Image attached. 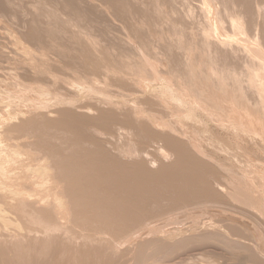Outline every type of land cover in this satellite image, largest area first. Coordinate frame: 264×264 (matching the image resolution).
Listing matches in <instances>:
<instances>
[{"label":"bare ground","instance_id":"obj_1","mask_svg":"<svg viewBox=\"0 0 264 264\" xmlns=\"http://www.w3.org/2000/svg\"><path fill=\"white\" fill-rule=\"evenodd\" d=\"M127 2V4H126V7H127V5H129L130 4V2L128 3V1L129 0H126ZM140 1V0H139ZM152 1V0H151ZM150 1V2H151ZM161 2H163L162 4L161 3H159V4H157L159 1H157L156 2V0H153L152 1V3H150L149 2V0L147 1V2H149L150 4L149 5H153V7L154 6H160V4H161V7H163L162 9H160L161 11L163 10H167V9H169V8H171V7H167V5L166 6H163L164 4H170V3H172L170 0V3L169 2H167L166 0L164 1V0H160ZM204 1V2H203ZM202 2H203V4L205 3H208V1L209 0H206V2H205V0H203ZM219 1H221V0H219ZM225 1H228V0H225ZM231 1V0H230ZM239 1V0H238ZM237 1V2H238ZM258 1H260V0H258ZM262 1V0H261ZM118 1H116L115 2V4L117 3ZM121 4H123V1H119ZM125 2V1H124ZM133 2L135 3H133L134 5H135V7H136V5H138L137 3V0H133ZM154 2L156 3V5L154 4ZM164 2H166V3H164ZM178 2V1H177ZM185 2V4H186V1H184ZM213 2V1H212ZM223 2V1H222ZM222 2H220V4L222 3ZM234 2V1H233ZM232 2V3H233ZM256 2V1H255ZM114 3V2H113ZM119 3V4H120ZM140 3V2H139ZM141 3L143 4H141L142 6H145V4H146V1L145 0H143V2L141 1ZM173 3L175 4V1L173 0ZM180 3V2H179ZM181 3H183V1L181 0ZM180 3V4H181ZM214 3V2H213ZM231 3V2H230ZM236 3V2H235ZM242 3H244V2H242ZM254 3V2H253ZM259 3H262L261 5L259 4V6H260V8H262V10L264 9V2L262 1V2H259ZM131 4H132V2H131ZM132 4V5H133ZM178 4V3H177ZM219 4V3H218ZM217 4V5H218ZM219 4V5H220ZM234 4V3H233ZM245 4V3H244ZM249 4V3H248ZM255 4V3H254ZM256 4H257V2H256ZM116 5H118V4H116ZM115 5V7H117ZM134 5L133 6H131V8L130 7H127V10L129 11L130 9H132L133 11L135 10V7H134ZM140 5V6H141ZM147 5H148V3H147ZM146 5V6H147ZM151 5V6H152ZM182 5V4H181ZM181 5H179V9H182V8H184L183 7V5H182V8H180V6ZM188 5V4H187ZM223 5H224V3H223ZM227 5V4H226ZM234 5H236V4H234ZM239 5H241V4H239ZM253 5V4H252ZM258 5V4H257ZM257 5H256V7H257ZM263 5V6H262ZM123 6H125L124 4H123ZM130 6V5H129ZM139 6V5H138ZM141 6V7H142ZM145 6V7H146ZM177 6V5H176ZM186 6V5H185ZM207 6V5H206ZM208 6H212L211 5V3H209L208 4ZM214 6V5H213ZM213 6H212V8H213ZM220 6H222V5H220ZM219 6V7H220ZM230 6V5H229ZM238 6V5H237ZM122 7V6H121ZM132 7H134V9L132 8ZM140 7V8H141ZM148 7V6H147ZM146 7V8H147ZM164 7L166 8V9H164ZM173 7V6H172ZM227 7V6H226ZM234 7H236V6H234ZM240 8L241 7H243V6H239ZM245 7V6H244ZM243 7V8H244ZM255 7V10L254 11H256V9L258 10L259 9V7L258 8H256ZM128 8H130V9H128ZM143 9H141V10H146V8H144V7H142ZM149 8V7H148ZM160 8V7H159ZM159 8H153V9H159ZM174 8H175V5H174ZM207 8H209L210 9V7H207ZM210 9L211 11H213V9ZM221 8V7H220ZM224 8H225V6H224ZM239 8V10H238V7H237V9L236 8H233V9H236V10H233V11H231L230 12V14L228 15V13L227 12H229V11H226L227 9H223V11H226L225 13H227V14H223L224 12H222V9H221V11L219 12L218 10L216 11V13L218 12L219 14L222 12V14H216V13H214V14H216L215 16L213 15V12H209L210 13V16H209V24H207V22H206V24L204 25V22H203V29L201 30L198 26V28L196 27V28H194V29H196L197 30V32H199V31H202V35H199V34H197V32L195 33V31L192 33V34H194L195 33V35L197 34L198 35V37H196V38H198L199 39V36L201 37V39H202V42H201V46L199 47H197L198 49L199 48H201V50L200 51H202V54L203 55H197L196 56V58H195V54H193V52H194V49H192V48H190V50H183V49H180V52H181V50H183L184 52H181V54L182 53H184V54H186V55H184V54H182V55H184L185 57H187V61L185 62L184 60H185V57L183 58L182 57V55H180L179 54V52H178V50H176L177 52H178V54L180 55H178L177 54V52H175L173 49H172V47H170L171 46V44H170V42L172 43V41H171V37L170 36H168V32L167 33H165L167 30V28H164L165 29V32H164V29L162 28L163 27V25H162V27H161V25H160V27H156V28H161L162 30H163V33H161V34H156V36L158 35V37H161L162 38V40L164 39V35H166V37L168 36V37H170V38H168V40H165L166 42L168 41L169 42V44L170 45H168L171 49L169 50L170 52H171V50L172 51H174L177 55H178V57L176 56V54H175V56L173 57V53L171 52V57H169L170 55L168 54V53H170L168 50H166L165 49V52L167 51L168 53H167V55H169L168 57H167V55H166V53H164V51H163V47L161 48L162 49V51L161 50H159V52L161 51L162 52V55L163 54H165L166 55V58H170V59H172L173 58V60L177 63V60H175L174 58L176 57V58H180L181 60H183L184 62V64H183V67L184 68H182V66H181V64H182V61H180V60H178V61H180L181 62V64H180V62H178L179 64H180V66H181V70H182V72H180L179 70L180 69H176V70H178L179 72L178 73H172V72H175V66H171V64H169V60L168 59H163V57L165 58V56L163 55V56H161V54H160V56L159 57H162V59L165 61H162V59L160 60L159 58H157L158 56V54H157V52L155 53V55H156V57H155V55H154V51H153V49L155 50L157 47L156 46H158L160 43H159V38L157 39V41H156V36H154L155 34H154V32H155V30L156 29H154L155 28V26L157 25V24H159V23H157V21L156 22H154L153 20L155 19V12L153 11V13H152V15H153V17H154V19L153 18H151L152 17V15L151 16H149V18L147 17L148 16V13H149V11L152 9H148L149 11H145V15H144V11H142V15L145 17L146 15V17L148 18V20H150V19H153L151 22L150 21H148L149 23H151V24H153L154 25V23L156 24L154 27L152 26V28L150 27V25H149V30H152L153 31V29H154V32H153V34H151V32L152 31H150V34L151 35H153L151 38H154L155 39V42H158V44L157 43H155V45H154V47L155 48H148V49H150V51H151V49H152V55H154V56H151V55H149L150 54V51L148 50V49H146V50H148V52L146 51V52H144L143 50V48H146L147 46H150V45H152L151 43H150V45H148L147 44V40H150V37L149 36H144L145 38H144V40L147 38V40H145L146 41V45L143 43V42H141V41H139L140 39H137V38H139L138 36H133V37H135L134 39L137 41V42H139V45H141L140 47H141V49L137 46V44H136V46H137V48H139L138 50H136V52H137V57L136 58H138L137 60V62H136V60H133V61H135V62H133L132 61V59H131V56L133 55V54H131V53H133L132 52V50H131V48L129 49L128 48V45H126V44H128L129 42H127V43H124L123 44V42H122V45L121 44H119L118 43V41H117V43L119 44V46L120 47H124L123 49H126V50H130V51H127V53H129V52H131L129 55L127 54V58H126V55H125V57H124V55H122L123 57H121V58H124L123 60L122 59H120L119 61H121L120 63H119V61H117V63H119V64H121L122 63V65H120V66H123L124 67V65H123V61H126V60H128L126 63H128L125 67H127L128 66V68H126V69H128V72L129 73H127L126 71V69H125V71L124 70H121V69H119V70H121V72H126L127 74V76L125 75V73L123 74V73H121L122 75H124V79H127V80H125L124 82H121V83H117V84H115V85H121V88H122V86H125L126 84H128L129 82V84H128V86L130 87L129 89H127V88H124L123 87V89H127V90H124V91H126V92H124L123 91V89H122V93H119V92H121V91H118L117 90V87L115 86V88H116V90H115V88L113 89V90H115L116 91V93L118 94L117 96H116V94L114 93V92H112V94L111 95H113V93H114V95H115V97H114V95L112 96V97H114V98H116V97H119V99H121V101H118V103H119V105L118 104H116V105H118V106H121L120 104H122V103H126V102H129V101H131V100H133L134 101V99H136L135 97H132V96H136L137 94H140V95H146L147 94V96L150 98H146L147 99V101H146V99L144 100V104L146 103V105H147V109L146 110H144L143 111V109H145V108H143V107H145V106H142L141 105V101H140V103L139 102H136L135 104H137V105H135V104H133V105H135V106H133V108L134 107H138V105H139V107H140V105L142 106V107H140V113L141 114H139V115H135V114H133L134 112H135V109H134V111H133V113H130V111H127V112H129L130 113V115H132L133 117H135L134 118V120H135V122H138V120H139V122H140V120H141V123H135L134 121H131V119L130 118H132V117H129L128 116V118H129V121H128V123H126V125H124L123 127H127V129H124L123 127H117V129H116V126L114 125V122H117V120H115V121H113V122H111V124H113L114 126H115V128H114V126H113V129H116L115 131H117L116 132V138H118L119 136H122L123 138H124V136H125V140H127V144L126 143H124V145H121V143L119 144L118 142H116V144L118 143L120 146H122L121 147V149L120 150H118V146H116V144H115V146H116V149L118 150V153L119 154H121L120 156L121 157H119L118 156V153H117V157L120 159V158H122L123 157V159L125 158V159H127V161L129 160V158H131V161L129 160V162H133L132 161V159H136V158H141V159H148V160H144V161H148V165L149 164H151L152 166H153V164H154V166H155V164L157 165V164H160V163H162V162H164V163H167V161L166 160H171L170 158L171 157H174L175 158V162H172V163H174L173 164V166H162V165H159V166H161L162 168L161 169H157L158 171H160L161 170V172L162 173H164V175H162L163 177H160V179H158L157 177H155V178H157V182H158V184H156L157 186L159 185V183L162 181V184L163 183H166L167 184V186L170 188V191L172 192V190L173 191H176V192H178V191H188L189 189H190V191L191 190H193V188H194V185L196 186V187H198V189L199 190H201L200 191V193L201 194H203V196H206V198L209 200H211V201H213V202H211V201H207V202H204V203H202V202H200V201H202V200H197V202H200L197 206H189V204H188V211L190 210V208L191 207H194L195 209H191V211L192 210H195V211H197L198 210V208L199 209H201L202 208V210L204 209V207H206V206H202L201 205V203L203 204V205H207V203H208V205H209V203H212L213 205L214 204H216L217 203V205H218V207H219V203H218V201H216L215 199H217L218 198V200L220 199V198H222V200L223 199H225V200H227L226 202H228L229 203V205H231L232 207H229V206H227V208L228 209H230V210H228L227 208H224V207H226V206H224V204L225 205H228V204H226V203H222V205L224 206H222V205H220V207H219V213H216L217 215L219 214V215H222V216H224L226 213H230V212H227V210L228 211H231V209L233 208V211L235 212V210H236V208H241V209H245V210H247V212L249 213L250 212V214L252 215V216H254L255 217V215H256V217L257 216H259V221L262 223V220H260V218H262V219H264V49H261L260 47H259V43H261L262 44V46L264 47V45H263V43H264V40H263V38H264V33H263V35H261V36H263V38H261L260 37V31H261V29H259V26L260 25H257L256 24V22L259 20V21H261V19H262V16H264V15H262V13H260L259 12V10L260 11H262L261 9H259L258 10V12H257V14L252 10V9H249V11H247L248 13L246 14V10L248 9H246L245 11H244V9H240ZM250 8H252V6H250ZM65 9V8H64ZM126 9V8H125ZM137 7H136V11H137ZM172 9V8H171ZM175 9H178V6H177V8H175ZM174 9V10H175ZM186 9V12H188L189 11V8L187 9V8H185ZM185 9H183L184 11H185ZM65 10H67V9H65ZM80 10H82V9H80ZM131 10V11H132ZM140 9H138V11H139ZM140 10V11H141ZM160 10H157V11H160ZM170 10V9H169ZM182 10V13H184V11ZM188 10V11H187ZM128 11H126L125 12V15L126 14H128L129 15V13H131L130 11H129V13H128ZM137 12L138 14H137V16H136V18L137 19H139L140 20V17L143 19L144 17H142L141 15H140V13L141 12ZM156 11V10H155ZM157 11H156V13H157ZM179 11V10H178ZM253 11V12H252ZM77 12V11H76ZM78 12H83V10L82 11H78ZM151 12H152V10H151ZM151 12L149 13V14H151ZM166 12V11H165ZM168 12V11H167ZM167 12H166V14H167ZM170 12H173V9L172 10H170L168 13L169 14H172V13H170ZM174 12H177V10L176 11H174ZM173 12V13H174ZM51 13H52V11H51ZM159 13V14H158ZM157 13V15H159V16H161L162 14V12L160 13V12H158ZM180 13H181V11H180ZM180 13H177L178 15L180 14ZM182 13L180 14L181 16H182ZM209 13H208V15H209ZM258 13H260L261 15H259V19H257V17L258 16H256V15H258ZM124 14V13H123ZM132 14H133V12H132ZM132 14H130V15H132ZM136 13H134L133 15H135ZM161 14V15H160ZM164 14V13H163ZM169 14H168V19L169 20H173V21H177V19H175V18H177V17H173L172 16V18H171V16L169 17ZM175 14V13H174ZM176 14V15H177ZM184 14H186V13H184ZM256 14V15H255ZM263 14H264V12H263ZM49 15H50V12H49ZM53 15H54V18H53V20L51 19L50 21H45V22H43L42 20H41V22L40 23H46L47 24V22H52V24L51 23H49L48 25H46V27L47 26H52L53 24L55 25V21L57 20L58 21V19H62L63 17L65 18V16H63V17H61L60 15V17L57 19V17H55V12H53ZM53 15L51 16V17H53ZM129 15V16H130ZM139 15H140V17H139ZM165 15V14H164ZM173 15V14H172ZM187 15V14H186ZM185 15V16H186ZM207 15V16H208ZM218 15H219V17H218ZM226 15H228V16H226ZM57 16V15H56ZM159 16H157V18L159 17ZM184 16V17H185ZM67 17V16H66ZM132 18H134L133 16H131ZM139 17V18H138ZM146 17L144 18V19H146ZM163 17V16H162ZM166 16H164V18L163 19H166L165 18ZM184 17H181V22H176L177 23V26L179 27L180 26V24L179 23H181L182 24V20L183 21H185L186 19L184 18ZM187 17V19L189 20V17H188V15L186 16ZM226 17V18H225ZM256 17V18H255ZM56 18V19H55ZM64 18H63V20H64ZM128 18H130V17H128ZM127 18V16H126V18H125V20H129ZM131 18V24H132V22H136V21H134V19H132ZM135 18V19H136ZM156 18V19H157ZM171 18V19H170ZM174 18V19H173ZM180 18V17H179ZM183 18V19H182ZM217 18H219V20H217ZM54 19H55V21H54ZM61 19L58 21V23L57 24H60L59 22L61 21ZM66 19V18H65ZM68 19V21H64V22H66V23H68L69 25L72 23V22H74V24H76V22L73 20H71V19H69V18H67ZM66 19V20H67ZM123 19V18H122ZM122 19H120V21H122ZM143 19V20H144ZM159 19V18H158ZM157 19V20H158ZM162 18H160L159 19V21H160V23L163 21V20H161ZM185 19V20H184ZM207 19H208V17H207ZM226 19H229L228 21H226ZM257 19V20H256ZM119 19H117V21H118ZM125 20L124 21H122L123 23L125 22ZM133 20V21H132ZM138 20V21H139ZM169 20L167 21V22H165V20L163 21V22H165V27H167L166 26V24L169 22ZM188 20H186L187 22L184 24L185 26V28L187 29V27L189 26L188 24H189V21ZM256 20V21H255ZM120 21H118L119 23H121ZM145 21H147V20H145ZM145 21H143V22H141V23H145ZM158 21V22H159ZM170 21V22H171ZM172 21V22H173ZM178 21H179V19H178ZM245 21V22H244ZM259 21H258V23H259ZM263 21H264V19H262V24H263ZM63 22V21H62ZM128 22H130V21H128ZM162 22V24H164ZM191 22V21H190ZM34 23H35V21H34ZM32 24L33 25V27H35L34 25H36V23L35 24ZM126 23V22H125ZM124 23V24H125ZM138 23H140V22H138ZM137 23V26L139 25ZM140 23V24H141ZM188 23V24H187ZM243 23H246V24H243ZM1 24V23H0ZM6 24V23H5ZM127 24V23H126ZM136 24V23H135ZM170 23H168V25H169ZM173 24H175V23H173ZM179 24V25H178ZM187 24V25H186ZM199 25L201 24V23H198ZM260 24V23H259ZM41 25H43V24H41ZM45 25H43L44 27H45ZM53 25V26H54ZM62 25L64 26L63 28H65V24H63L62 23ZM67 26V24H66V26L68 27V30H67V34L66 35H68V36H70V38L69 37H67L66 38V36L64 35L63 36V34L62 33H60V34H58V32H59V30H57L58 28L59 29H62V27H60L61 26V24H60V26L59 27H55V29L57 30V32H55L54 30H53V28L51 27V30L53 31V33H57L58 34V36L60 35V37L62 36V38H61V40H60V37H55V38H58L57 39V41L58 40H60V41H58V43L59 42H63V37H65V39L67 40V42L69 43V44H67V45H71L72 43L71 42H73L74 40H75V37L76 38H79V34L82 32V30L84 29H88V28H83V27H80V28H82L80 31V33H78V31H77V35L76 34H70L69 32H71V28H73V27H70V26ZM130 25V24H129ZM142 25L143 24H141V27H142ZM197 25V24H196ZM246 25V26H245ZM38 26V25H37ZM72 26V25H71ZM127 27H128V25H126ZM135 26V25H134ZM170 26H172L173 28H175V29H178L177 28V26L175 27V26H173V25H170ZM181 26H183V24L181 25ZM187 26V27H186ZM242 26L246 29V31H247V34L248 35H245V34H243L242 33V31H241V29H242ZM3 27V26H2ZM32 27V26H31ZM39 27H42V26H40V24H39ZM44 27H42V29L41 28H39L40 30H41V33H40V30H36V31H31V32H37V33H35V34H28V35H30V36H32L33 38H34V40L36 39V41H37V43L39 44L40 43V41L41 42H44V40L42 41L40 38L44 35V33L46 34V32H47V30H48V33L50 34V32H51V30H50V32H49V27H47L46 29L44 28ZM69 27H70V29H69ZM76 28H77V26H75ZM130 27V26H129ZM128 27V28H129ZM136 27V26H135ZM145 27H146V25H145ZM183 27V28H184ZM263 27V26H262ZM43 28L46 30V32L43 30ZM126 28V27H125ZM139 28H140V25H139ZM171 27H168V31H174L173 33L171 32V34H173L174 35V33L176 32L175 31V29L174 30H172V29H170ZM182 27H180V29H181ZM181 29V30H184V33H185V31L186 32H189V30L187 31L186 29ZM190 28L192 29V27H191V25H190ZM190 28H188V29H190ZM5 29V28H4ZM77 29H79V28H77ZM131 28H129L128 30H130ZM133 29V28H132ZM131 29V30H132ZM137 29H138V27H137ZM136 29V30H137ZM143 29H144V26H143ZM170 29V30H169ZM180 29H178L179 31H180ZM193 29V30H194ZM200 29V30H199ZM31 30H32V28H31ZM66 30V28L65 29H63V31L62 30H60V31H62V32H64ZM70 30V31H69ZM73 30V29H72ZM76 30V29H75ZM74 30V31H75ZM89 30H91V29H89ZM126 30V31H125ZM124 31L126 32V34H127V28L125 29ZM134 30V29H133ZM140 30V29H139ZM138 30V31H139ZM142 30V29H141ZM141 30L139 31L140 32V34H144L145 35V31L146 30H148V23H147V29H144V31H142V33H141ZM148 30V31H149ZM160 30V29H159ZM158 30V31H159ZM161 30V31H162ZM178 30H177V32H178ZM39 31V32H38ZM44 33H43V32ZM95 31V29L93 30V32ZM158 31H156V32H158ZM263 31V30H262ZM261 31V32H262ZM66 32V31H65ZM83 32H86V34L88 35V33H89V31L87 30V31H83ZM88 32V33H87ZM91 32H92V30H91ZM123 31H121L120 33H122ZM125 32H123L122 34H124ZM129 32H132V31H129ZM128 32V33H129ZM147 32V31H146ZM177 32H176V34H177ZM191 32V31H190ZM39 33V34H38ZM46 34L47 36H50L49 34ZM52 33V32H51ZM69 33V34H68ZM75 33V32H74ZM132 33H135L136 34V32L135 31H133ZM132 33H129V35H130V37H131V34ZM138 33V32H137ZM148 33V32H147ZM146 33V34H147ZM179 33V32H178ZM184 33H182V32H180L178 35L180 36L181 34L183 35ZM200 34H201V32H199ZM41 34H42V36H41ZM57 34H52L53 36L55 35H57ZM83 34V33H82ZM82 34H81V38L80 39H82ZM86 34L84 33V36H86ZM92 34V37H96V36H93L94 34L93 33H91ZM96 34V33H95ZM139 34V35H140ZM162 34H163V36H162ZM176 34H175V36H176ZM188 34V33H187ZM187 34H185V37H186V35ZM192 34L190 35V34H188L190 37H191V42L190 43H192L193 41H195L193 38H192ZM262 34V33H261ZM41 37H40V36ZM45 35V36H46ZM121 35V34H120ZM120 35H119V37H120ZM129 35H128V37H129ZM132 35H134V34H132ZM169 35H170V33H169ZM173 35H171L172 37H173ZM177 35V36H178ZM188 35H187V37H188ZM195 35L193 36L194 38H195ZM46 36V37H47ZM78 36V37H77ZM83 36V37H84ZM88 36H90V35H88ZM101 36V35H100ZM122 36H125V35H122ZM121 36V37H122ZM142 36V35H141ZM140 36V37H141ZM174 36V37H175ZM178 36V37H179ZM21 37V36H20ZM29 37V36H28ZM26 37V39H29V41H33V38L30 40V38L31 37ZM46 37L44 38L45 40H47L46 39ZM73 37H74V40H73ZM92 37H90V39L92 38ZM127 37V39H129V40H126V41H131V38L129 37L128 38ZM173 37V38H174ZM182 37H184V36H182ZM182 37H180L181 39H185V37L184 38H182ZM186 37V38H187ZM190 37H189V39H190ZM38 38H39V40H38ZM47 38H49V37H47ZM87 38V37H86ZM97 39H98V37H96ZM96 38H94L95 40H96ZM123 38H125V37H123ZM142 38V37H141ZM161 38H160V40H161ZM176 39H177V37H175ZM26 40L25 39V37L24 38H22L21 37V40ZM43 39V38H42ZM63 39V40H62ZM70 39V40H69ZM80 39H78L79 41H80ZM84 39V38H83ZM83 39H82V41H83ZM89 39V37L87 38V40ZM94 39H91L90 41L92 42V40H94ZM103 39V38H102ZM119 39V38H118ZM120 39H122V38H120ZM154 39H153V41L152 42H154ZM170 39V40H169ZM176 39H173V40H176ZM179 39V38H178ZM192 39H193V41H192ZM197 39V40H198ZM201 39L199 40V41H201ZM14 40H15V38H14ZM16 40H17V38H16ZM15 40V41H16ZM50 40H51V37H50ZM73 40V41H72ZM77 40V39H76ZM123 40V39H122ZM122 40H119V42L120 41H122ZM125 40V39H124ZM142 40V39H141ZM144 40H142V41H144ZM180 40V39H179ZM18 41V40H17ZM29 41L27 42V43H29ZM48 41V40H47ZM52 41V40H51ZM51 41H49V43L51 44V43H53V42H51ZM81 41V42H82ZM86 41V40H85ZM85 41H83L82 43H85ZM89 41V42H90ZM98 41V40H97ZM96 41V42H97ZM151 41V40H150ZM165 41H163V42H161V45H162V43L163 44H165L166 42ZM177 41V40H176ZM199 41H197L196 43H197V45L199 44L200 45V42ZM21 41H19V43H20ZM22 42H24V41H22ZM21 42V43H22ZM66 42V43H67ZM87 42V41H86ZM91 42H90V44H91ZM95 42V41H94ZM95 42V43H96ZM105 42H107V41H105ZM104 42V43H105ZM140 42H141V44H140ZM165 42V43H164ZM175 41H173V43H174ZM20 43V44H21ZM45 43V42H44ZM93 43V42H92ZM100 43H102L101 41H98V45H101ZM103 43V44H104ZM108 43V42H107ZM106 43V44H107ZM116 43V44H117ZM121 43V42H120ZM149 43V42H148ZM196 43H192V45H190V46H193V47H195V44ZM233 43H235V44H233ZM24 44V43H23ZM34 44H36V43H34ZM43 43H41V44H39V45H41V50H42V48H44L45 49V45H46V43H45V45H42ZM62 44H64V46L66 45L65 44V42L64 43H62ZM74 44H77L76 46H78V43L77 42H73V44L71 45V46H69V48L71 47L72 48V46L74 45ZM80 44V43H79ZM86 44V43H85ZM84 44V45H85ZM88 44V43H87ZM97 44V43H96ZM117 44V45H118ZM145 45L146 47H142V45ZM157 44V45H156ZM166 44H168V43H166ZM176 44H177V42L176 43H174V44H172L173 46L175 45L176 46ZM194 44V45H193ZM29 45H31V43L30 44H28V46ZM39 45H36V46H38L39 47ZM59 45V44H58ZM105 45V44H104ZM117 45H116V48H118L117 47ZM124 45H126V47L127 48H125V46ZM143 45V46H144ZM196 45V46H197ZM21 46H22V44H21ZM24 46V45H23ZM27 46V47H28ZM35 46V47H36ZM43 46V47H42ZM52 46H54V44L52 45ZM52 46H49V47H51V50L49 49V51L50 52H52L51 53V55L52 54H57V52H58V50H57V52H56V49L57 48H55L54 49V47H52ZM88 46V45H87ZM87 46H85L86 48H87ZM102 47H103V45H101ZM101 46H99V47H101ZM108 46V45H107ZM163 46V45H162ZM167 46V45H166ZM167 46V48L169 49V47ZM24 47H26V46H24ZM26 47V49L28 50V49H30V48H27ZM34 46H32V48H35ZM38 47L36 48L37 50H38ZM49 47H47V45H46V48L48 49ZM59 47H61V44H60V46ZM67 46H65V48H63L64 50L66 49V53L67 52H70V49H69V51H67L68 49L66 48ZM75 47V46H74ZM83 47V45L81 44V48ZM98 47V46H96V45H94L93 46V50H95L94 52H95V55H96V53H97V51H96V48ZM109 48H111V47H113V46H108ZM107 47V48H108ZM114 47H115V45H114ZM131 47V46H130ZM159 47H161V46H158V48ZM165 47V46H164ZM177 47V46H176ZM175 47V49H177ZM54 49V53H53V49ZM79 48H80V45H79ZM81 48H80V50H81ZM91 48V47H90ZM105 48V49H104ZM104 48H102L104 51L107 49L106 47H104ZM157 48V49H158ZM188 48V49H189ZM196 48V47H195ZM36 49H34L35 51H37ZM47 49H45V51L47 50ZM61 50H63L62 48H60ZM77 49H78V47H77ZM88 49V48H87ZM92 49V48H91ZM99 49V48H98ZM97 49V50H98ZM112 49V51L113 52H115L114 51V49L113 48H111ZM119 50H117V52H115V54L113 53V55H115L116 57L118 56H120L122 53H125V50H123L122 48V50H121V52H119L120 53V55L118 54V51H120V48H118ZM157 49L155 50V51H157ZM31 50V49H30ZM39 50H40V48H39ZM40 50V51H41ZM73 50H75V49H73ZM80 50H79V53H80ZM83 50V49H82ZM81 50V52H83L84 50L86 51V49L84 48V50L82 51ZM93 50H91V52H90V49H89V52L92 54V51ZM109 51H111L110 49H108ZM192 50H193V52H192ZM44 51V50H43ZM48 51V50H47ZM48 51V52H49ZM60 51V50H59ZM104 51H99V52H104ZM189 51H191V52H189ZM199 51V52H200ZM16 52H18V51H16ZM23 52V51H22ZM22 52H20V53H22ZM30 51H28V53H29ZM49 52V53H50ZM64 51H62V53L60 54V55H62V54H64L63 56H62V59H64V58H66V57H64L65 56V53ZM71 57H72V54H73V51L71 50ZM78 52V51H77ZM106 52V51H105ZM108 52V51H107ZM105 53V55H109V53ZM189 52V53H188ZM195 52H196V50H195ZM19 53V52H18ZM17 53V54H18ZM27 53V51H26V53L24 52L23 53V55L24 54H28ZM32 53H33V51H32ZM36 53V52H35ZM75 53H76V51H75ZM78 53V54H79ZM84 53V52H83ZM88 53V52H87ZM116 53H117V55H116ZM149 53V54H148ZM197 54H198V50H197V52H196ZM201 53V52H200ZM199 53V54H200ZM11 54V53H10ZM13 54V53H12ZM17 54H14L15 56L17 55ZM45 54V53H44ZM46 54H48V53H46ZM45 54V55H46ZM55 54L53 55V58H54V56H55ZM77 54V53H76ZM77 54V55H78ZM86 54V53H85ZM99 55H100V53H98ZM188 54V55H187ZM13 55V56H14ZM23 55H20V57H22ZM29 55V54H28ZM32 55V54H31ZM30 55V56H31ZM33 55H34V53H33ZM49 55V54H48ZM70 55H66L67 57L69 56L70 57ZM79 55H81V54H79ZM88 55H90L89 53H88ZM87 55V56H88ZM99 55H97L96 56V59H97V57L99 56ZM104 55V54H103ZM102 55V56H103ZM110 55H112V53L110 54ZM25 56V55H24ZM29 56V57H30ZM41 56V55H40ZM74 56H75V54H74ZM81 56H83V55H81ZM80 56V57H81ZM102 56H99V58H101ZM129 56H130V60L132 61V62H129ZM133 56H136V53H134V55ZM26 57H28V56H26ZM34 57V56H33ZM39 57V56H38ZM37 57V58H38ZM43 59H44V57L43 56H41ZM52 57V56H51ZM50 56L49 57H47V59H49V58H51ZM68 57V58H69ZM78 57V56H77ZM94 54L92 55V58L94 59ZM109 57H111V58H113L112 56H108V59H109ZM116 58V60H118L119 58ZM14 58V57H13ZM17 58H18V56H17ZM30 58H32V57H30ZM29 58V59H30ZM46 58V57H45ZM57 58V57H56ZM59 58V57H58ZM92 58H90V59H92ZM103 59H104V56L102 57ZM106 58V60H107V57H105ZM28 59V60H29ZM33 59V58H32ZM34 59L36 60V56L34 57ZM33 59V63H35L34 60ZM41 59V58H40ZM40 59H37V60H39V61H41ZM52 59V58H51ZM55 59V58H54ZM61 58H59V60H60ZM61 59V61H64V60H62ZM80 58H78L77 60L80 62V60H82L83 59V57L79 60ZM85 59V58H84ZM87 59H88V57L86 58V60H83V61H87ZM96 59H94V60H96ZM103 59H102V61L101 62H99V63H103ZM126 59V60H125ZM134 59H135V57H134ZM17 60H19V59H17ZM26 59H24V61H25ZM58 60V59H57ZM59 60H58V62H59ZM68 60H71V59H68ZM74 60H76V59H74ZM89 60V59H88ZM98 60V59H97ZM96 60V61H97ZM111 60V59H110ZM168 62H167V61ZM20 61V60H19ZM38 61V62H39ZM43 61V60H42ZM82 61V62H83ZM90 61V60H89ZM99 61H100V59H99ZM114 61L115 60H113V65H115L114 64ZM17 62V61H16ZM28 62H30V60L28 61ZM31 62V63H32ZM37 62V61H36ZM47 61L45 60V63H46ZM49 62V61H48ZM47 62V63H48ZM56 60H55V62L53 61V62H50V63H58ZM65 62H67V59L65 60ZM69 62V61H68ZM70 62H74V63H76V61H73V59H72V61H70ZM92 62V61H91ZM95 62V61H94ZM98 62V61H97ZM109 62V61H108ZM111 62H112V60H111ZM110 62V63H111ZM171 62V61H170ZM32 63V64H33ZM44 63V62H43ZM64 62H62V64H63ZM74 63H72V64H74ZM87 63V62H86ZM98 63V64H99ZM105 63H107L106 61H105ZM115 63H116V61H115ZM116 63V67H119V65ZM134 64L135 63V67H134V69H132L131 70V68L133 67V65L132 64ZM173 65H176V63L174 64L173 62H171ZM19 63H17V65H18ZM29 64V63H28ZM52 64H51V66H52ZM62 64H60V66L62 65ZM66 64V63H65ZM79 64V63H78ZM77 64V65H78ZM84 64V63H83ZM90 64V63H89ZM94 64H96V62L94 63ZM98 64H96V65H98ZM125 64V63H124ZM129 64H130V70H129ZM15 65V64H14ZM23 65V64H22ZM27 65V64H26ZM26 65H24L25 67H23L24 69H26ZM33 65H36V64H33ZM41 65V64H40ZM46 65V64H45ZM48 65V64H47ZM59 64H57V66H58ZM67 65H68V63H67ZM81 64H79V66H80ZM85 65V64H84ZM92 65V64H91ZM108 65V64H107ZM112 65V64H111ZM118 65V66H117ZM131 65H132V67H131ZM12 66V65H11ZM16 66V65H15ZM30 67H32L31 65H29ZM49 66V65H48ZM54 66V65H53ZM60 66H58L59 68H62V66L60 67ZM71 66V65H70ZM69 66V68H71ZM72 66H74V65H72ZM76 66V65H75ZM98 66H100V65H98ZM103 66V65H102ZM168 66H171L172 68H169ZM177 66H178V64H177ZM1 67H3V65L1 64ZM19 67H20V65H19ZM22 67V66H21ZM28 67V66H27ZM30 67H28L29 69H30ZM34 67V66H33ZM43 67H44V65H43ZM46 67V66H45ZM44 67V68H45ZM55 67V66H54ZM67 66L66 65H64V68H66ZM85 67H87V64H86V66ZM122 67V68H123ZM175 67V68H174ZM179 67V66H178ZM11 68V67H10ZM13 68V67H12ZM15 68H17V67H15ZM41 68H42V66H41ZM40 67H39V69H41ZM50 68H52V67H50ZM56 68V67H55ZM64 68H63V71H64ZM82 68H83V65H82ZM88 68V67H87ZM99 68V67H98ZM103 68H104V70H106V71H108L110 74L111 73H113L112 75H114L115 73H117V70H114L113 71V68H112V71L111 70H108L109 68H110V66L109 67H106L105 65L103 66ZM121 68V67H120ZM6 69V68H5ZM4 69V70H5ZM18 69H20V68H18ZM37 69V68H36ZM47 69V68H46ZM45 69V70H46ZM53 69V68H52ZM77 70H78V67L76 68ZM76 69H73V70H76ZM79 69H81V68H79ZM83 69H85V68H83ZM96 69V68H95ZM171 69H173L174 71H172V72H168V70L169 71H171ZM3 70V69H2ZM1 70V71H2ZM16 70V69H15ZM23 70V69H22ZM22 70H21V72H22ZM31 70V69H30ZM29 70V71H30ZM38 70V69H37ZM44 70V71H45ZM66 70H67V68H66ZM70 72H71V70L70 69H68ZM67 70V71H68ZM76 70V72H78ZM88 70H90V67L88 68ZM94 70V69H93ZM98 70V69H97ZM100 70H101V68H100ZM100 70H98V71H100ZM18 71V70H17ZM31 71H34V70H31ZM30 71V72H31ZM43 71V68H42V73L41 74H46L47 73V71L46 72H44ZM53 71H54V69H53ZM56 71V70H55ZM60 71V70H59ZM59 71H56V74H57V72L58 73H61L62 74V72H59ZM80 71V70H79ZM83 71V70H82ZM85 71V70H84ZM103 71V69L100 71L101 72V75H103V76H100L101 77V79H102V81H100V79H97L96 78V74H93V75H95V76H91L89 79H87V77L88 76H86V78H84L85 77V75H84V77H83V79L80 77L81 76V74H79V76H77V73H76V76H72L73 75V71L70 73V74H72V75H70V76H72L76 81H79V84L76 82V84H75V86H74V83H70L71 85H73L74 87V89H76L75 87H77L76 85L78 84V85H82V82H84L85 83V81L87 82V85L89 86V84L88 83H90V87L92 86L91 84H93L94 85V88H96V87H98V88H96V89H101V88H103V91H104V86L106 87V88H109V89H105L106 91V93H108V91H110L111 89V84H113V83H111V81H110V83H108V85H110L111 87H108V85L106 86V85H101V83L100 82H102V84H105V82H103L104 80H103V78L102 77H104L105 76V73H103L102 72ZM3 72V71H2ZM11 72V71H10ZM20 72V74H22V73H24V72H22L21 73ZM35 72V71H34ZM37 72V71H36ZM44 72V73H43ZM50 72V71H49ZM49 72H48V74H49ZM66 72V71H65ZM65 72H63V73H65ZM92 72V71H91ZM90 71H89V76H90V73H91ZM95 72V71H94ZM100 72L98 73V74H100ZM108 72L106 73V74H108ZM118 72H120V71H118ZM1 73V72H0ZM4 73V72H3ZM7 73V72H6ZM28 73V72H27ZM25 74V76L26 75H28V74ZM31 73H33V72H31ZM40 72H39V70H38V74H39ZM51 73V75L50 76H53V73L52 72H50ZM68 73V72H67ZM87 73H88V71H87ZM87 73H86V75H87ZM93 73V72H92ZM103 73V74H102ZM131 73V74H130ZM13 74H16V73H13ZM37 74V75H38ZM55 74V75H56ZM60 74V75H61ZM110 74H108V75H110ZM118 75L120 74V73H117ZM120 74V75H121ZM30 75V74H29ZM34 75L35 74H33V77H34ZM108 75H106V77L108 76ZM112 75H111V77H112ZM122 75H121V77H122ZM7 76H8V74H7ZM18 76V75H17ZM22 76V75H21ZM20 76V77H21ZM24 76V75H23ZM22 76V77H23ZM30 76H32V75H30ZM39 76V75H38ZM37 76V77H38ZM41 76V75H40ZM47 77V75H44V77ZM69 76V75H68ZM68 76H60L61 78L63 77V78H68ZM69 76V77H70ZM99 76V75H98ZM114 76H117V75H114ZM113 76V77H114ZM6 77V76H5ZM4 77V78H5ZM19 77V76H18ZM42 77V76H41ZM41 77H38V78H40V80L39 81H41ZM44 77H43V80H44ZM48 77H49V75H48ZM55 77H56V81H60L61 80V78H59L58 76H53L52 78H54V80H55ZM99 77V78H100ZM117 77H120V76H117ZM126 77H130V78H126ZM2 78V77H1ZM52 78L50 77V78H48V79H51V81L53 82L54 80H52ZM59 78V79H58ZM66 78V79H67ZM71 78V77H70ZM70 78H69V80H70ZM73 78H71V79H73ZM77 78V79H76ZM108 78V77H107ZM123 78H121L122 79V81L124 80ZM28 79H30V78H28ZM58 79V80H57ZM105 79V78H104ZM109 79H112V78H109ZM114 79V78H113ZM116 79V78H115ZM120 79V78H119ZM3 80V79H2ZM25 80H26V78H25ZM33 80H35L34 78H33ZM69 80L67 79V81H66V83L67 82H69ZM106 80V79H105ZM118 80V79H117ZM16 81H17V79H16ZM19 81V80H18ZM28 81V80H27ZM31 81V80H30ZM38 81V82H39ZM48 80H46V82H47ZM74 81V80H73ZM80 81H82L81 83H80ZM114 81V80H113ZM119 81V80H118ZM2 82V81H1ZM13 81H11V83H12ZM21 82H23V80H21ZM29 82V81H28ZM35 82V81H34ZM37 82V81H36ZM45 82V83H46ZM65 82V81H64ZM71 82V81H70ZM107 82H109V81H107ZM117 82V81H116ZM115 82V83H116ZM15 83V82H14ZM24 83V82H23ZM22 83V84H23ZM26 83V82H25ZM43 83V82H42ZM61 83V85H62V83L63 82H59V83H57L58 85ZM83 83V85H84V87H85V85H86V83L84 84ZM124 83V85H122ZM16 84V83H15ZM20 84V83H19ZM47 84V83H46ZM52 84V83H51ZM54 84V83H53ZM100 84V85H99ZM23 85H25V89H26V84H23ZM23 85L20 87V88H22L23 87ZM67 87L69 86V84L67 83V84H65ZM80 85V86H81ZM86 85V86H87ZM95 85H96V87H95ZM28 86V85H27ZM33 85H31V87H32ZM56 86V83L54 84V87ZM65 86V87H66ZM114 86V85H113ZM13 87H14V85H13ZM30 87V89H32ZM36 87H37V85H36ZM43 87V86H42ZM47 87H48V85H47ZM50 87V86H49ZM57 87H59V86H57ZM56 87V88H57ZM70 87H72V86H70ZM100 87V88H99ZM125 87H127V86H125ZM5 88V87H4ZM17 88H19V87H17ZM16 88V89H17ZM53 88V87H52ZM51 88V89H52ZM69 88V87H68ZM72 88V89H73ZM78 88V87H77ZM92 88V87H91ZM113 88V87H112ZM24 88H23V90L24 91H27V90H25ZM29 89V88H28ZM33 89H34V86H33ZM32 89V90H33ZM40 89V88H39ZM45 90H46V88H44ZM44 89L42 90V89H40L38 92L40 93V92H43L44 91ZM64 89V87L61 89V88H59V90H63ZM79 89L81 90V89H84L83 87L81 88V87H79ZM79 89L77 90V91H79ZM119 90H120V87L118 88ZM131 89V90H130ZM148 89V90H147ZM22 90V89H21ZM22 90V91H23ZM31 90V91H32ZM49 90V89H48ZM67 90V89H66ZM71 89H69V90H67V91H70ZM102 90V89H101ZM112 90V91H113ZM15 91V90H14ZM21 91V92H22ZM29 91V90H28ZM37 91H35V92H37ZM75 91V90H74ZM99 91V90H98ZM102 91V92H103ZM147 91V92H146ZM1 92V91H0ZM3 92V91H2ZM12 92H13V90H12ZM30 92V91H29ZM34 92V91H33ZM34 92V93H35ZM59 92H61V91H59ZM63 92H64V90H63ZM111 92V91H110ZM110 92H109V94H110ZM10 93V92H9ZM14 93V92H13ZM18 93V92H17ZM28 93V92H27ZM50 93H51V91H50ZM50 93L48 94V95H50ZM65 93H67V92H65ZM70 93V92H69ZM8 94V93H7ZM22 94V93H21ZM26 94V93H25ZM29 94V93H28ZM36 94H38V93H36ZM42 94V93H41ZM51 94H53V93H51ZM64 94V93H63ZM16 95V94H15ZM19 95V94H18ZM30 95V94H29ZM45 95H46V93H45ZM61 95H62V93H61ZM60 95V96H61ZM111 95H108L107 94V96H108V98H111L112 99V97H111ZM144 95V96H145ZM5 96V95H4ZM17 96V95H16ZM26 96V95H25ZM31 96V95H30ZM52 96V95H51ZM53 96H56L57 98H59L60 96H58L57 94H55V95H53ZM106 96V97H107ZM139 96V95H138ZM7 97V96H6ZM29 97V96H28ZM35 97V96H34ZM127 97V98H126ZM139 97H141V99H142V96H139ZM158 97V98H157ZM18 98V97H17ZM32 98V97H31ZM50 98V97H49ZM113 98V99H114ZM125 98V99H124ZM132 98V99H131ZM4 99V98H3ZM7 99V98H6ZM11 99V98H10ZM26 99H27V97H26ZM47 99V98H46ZM112 99V100H113ZM117 99V98H116ZM143 99H144V97H143ZM12 100V99H11ZM16 100H19V99H16ZM24 100V99H23ZM40 100V99H39ZM47 100H49V99H47ZM53 100V99H52ZM54 100H56V98L54 99ZM101 100H102V98H101ZM136 100H138V99H136ZM21 101V100H20ZM30 101V100H29ZM33 101V100H32ZM31 101V102H32ZM37 101V100H36ZM116 101V100H115ZM133 101H131V102H133ZM143 101V100H142ZM1 102H3V100H1ZM5 102V101H4ZM38 102V101H37ZM36 102V103H37ZM44 102V101H43ZM135 102V101H134ZM154 102H156V103H154ZM12 103V102H11ZM15 103V102H14ZM42 103V102H41ZM100 103V102H99ZM103 103H105V104H107L104 100H103ZM114 104L115 103H117V102H113ZM139 103V104H138ZM185 103H189V104H194V103H196L197 104V108L196 109H193V110H188V109H186L185 108ZM1 104V103H0ZM4 104V103H3ZM9 104V103H8ZM16 104H18V103H16ZM15 104V105H16ZM26 104V103H25ZM40 104V103H39ZM101 104V103H100ZM104 104V105H105ZM127 104V103H126ZM132 104V103H131ZM155 104H157V107H156V105ZM2 105V104H1ZM34 105V104H33ZM44 105V104H43ZM103 105V106H104ZM123 105V104H122ZM130 105V104H129ZM23 106V105H22ZM100 106V105H99ZM98 106V107H99ZM102 106V105H101ZM106 106V105H105ZM105 106H104V108H105ZM115 106V105H114ZM131 106V105H130ZM158 106H160V107H158ZM5 107V106H4ZM32 107V106H31ZM88 108H89V106H87ZM97 107V106H96ZM113 107V106H112ZM138 107V108H139ZM8 108L9 109H11V107H9L8 106ZM7 108V109H8ZM26 108H27V105H26ZM92 108V107H91ZM93 108H94V106H93ZM103 108V107H102ZM101 108V109H102ZM104 108L102 109V110H104ZM107 108V107H106ZM109 108H110V106H109ZM116 108H117V106H116ZM116 108H112L113 110H115ZM119 108V107H118ZM121 108V107H120ZM143 108V109H142ZM156 108H160L161 110H159V109H155ZM2 109V108H1ZM4 109V108H3ZM35 109V108H34ZM97 109V108H96ZM99 109V108H98ZM111 109V110H112ZM128 109V108H127ZM31 110V109H30ZM32 110H33V108H32ZM31 110V111H32ZM88 110V109H87ZM101 110V111H102ZM116 110H119V109H116ZM115 110V111H116ZM121 110V109H120ZM130 110L132 111L133 109L132 108H130ZM4 111H7V110H4ZM18 111H19V109H18ZM90 111V110H89ZM88 111V112H89ZM93 111V110H92ZM122 111V110H121ZM121 111H120V114H121ZM126 111V110H125ZM125 111H122V113L124 112L125 113ZM139 111V110H138ZM137 110H136V112H138ZM3 112V111H2ZM14 112V111H13ZM87 112V111H86ZM94 112L95 113H99V111H96V110H94ZM104 112H106V111H104ZM104 112H100V114L101 113H104ZM109 112V111H108ZM5 114H6V112H4ZM4 113H3V116H4ZM60 113V112H59ZM58 113V114H59ZM64 113V112H63ZM67 113V112H66ZM65 113V114H66ZM80 113V112H79ZM117 113V112H116ZM118 113H119V111H118ZM69 114V113H68ZM77 114V113H76ZM83 114H84V112H83ZM100 114H98V117H99V115ZM110 114H111V112H110ZM113 114H115V113H113ZM112 114V115H113ZM119 114V115H120ZM8 114H6V116H7ZM55 115V114H54ZM57 115V114H56ZM86 115H88V113L86 114ZM89 115H90V113H89ZM88 115V117L90 118V116ZM103 115V114H102ZM118 115V116H119ZM126 115V114H125ZM124 115V116H125ZM128 115V114H127ZM126 115V116H127ZM17 116V115H16ZM11 117L12 119V122L13 121H15V120H13L14 118L16 119V122H17V117ZM36 116L37 115H35L34 117H35V119H36ZM62 116V115H61ZM66 116H67V114L66 115H63V117L65 118V119H67L66 118ZM73 116V115H72ZM79 117L78 115H75V117ZM82 116V115H81ZM84 116V115H83ZM97 116V115H96ZM117 116V115H116ZM117 116V117H118ZM122 116V115H121ZM19 117H20V115H19ZM28 117V116H27ZM26 117V118H27ZM40 118L39 119H41V116H39ZM44 117V116H43ZM42 117V118H43ZM57 117V116H56ZM93 117L95 118V114H93ZM101 117V116H100ZM103 117V116H102ZM112 116L110 115V117H109V120H114V117L113 118H111ZM116 117V118H117ZM2 118V117H1ZM6 118V117H5ZM5 118H4V120H5ZM48 118H50V116L48 117ZM51 118H53V117H51ZM82 118V117H81ZM93 118V120L92 121H94L95 119ZM104 119L106 118V117H103ZM107 118H108V116H107ZM121 118V117H120ZM7 119H8V117H7ZM6 119V121H7V123L8 124H11L12 125V123H9L8 122V120ZM20 119V118H19ZM23 119V118H22ZM57 119V118H56ZM62 119V118H61ZM91 119V118H90ZM102 119V118H101ZM103 119V120H104ZM133 119V118H132ZM24 120H26V119H24ZM42 120H44V118L42 119ZM51 120H54V119H51ZM76 120H79V119H76ZM81 120V119H80ZM83 120V119H82ZM97 120H99V119H97ZM108 120V119H107ZM106 120V121H107ZM122 120V119H121ZM121 120L120 121H118V123L119 122H121ZM125 120V119H124ZM6 121H4V123L6 122ZM10 121V120H9ZM23 121V120H22ZM36 121V120H35ZM45 121V120H44ZM68 120H66V122H67ZM101 121V120H100ZM105 121V120H104ZM104 121H102V123H104ZM0 122H1V120H0ZM33 122V121H32ZM37 122V121H36ZM40 122H42V121H40ZM47 122H49L48 120H47ZM65 122V123H66ZM70 122V121H69ZM84 122V121H83ZM87 122H89L90 123V121L88 120ZM127 122V121H126ZM144 122V123H143ZM7 123L5 124V125H7ZM15 123V122H14ZM21 123V122H20ZM25 123H27V122H25ZM55 123H56V121H55ZM96 123V122H95ZM105 123H109V122H105ZM2 124V123H1ZM16 124H18V123H16ZM34 123H32V125H33ZM38 124H41V123H39L38 122ZM43 124H45V123H43ZM51 124V123H50ZM57 124V123H56ZM61 124H62V122H61ZM60 124V125H61ZM78 124V123H77ZM77 124H75V125H77ZM80 124V123H79ZM84 124H86V122L84 123ZM88 124V123H87ZM90 124H94L93 122L92 123H90ZM97 124H99V123H97ZM110 124V123H109ZM111 124L109 125L110 127H111ZM116 124V123H115ZM121 124H123V123H121ZM209 125V124H211V127L209 128V127H206V125ZM3 126H5L4 124H2ZM15 125V124H14ZM30 125V124H29ZM29 125H27V126H29ZM63 125H64V123H63ZM63 125H61V126H63ZM95 125V124H94ZM108 124H106V126L105 127H107L108 128V126H107ZM200 125H205L203 128H198V127H200ZM207 125V126H208ZM8 126V125H7ZM6 126V127H7ZM15 126H17V125H15ZM22 126H23V124H22ZM31 126V125H30ZM42 126V125H41ZM69 126V125H68ZM87 126V125H86ZM92 126V125H91ZM90 126V127H91ZM120 126H122V125H120ZM210 126V125H209ZM0 127H1V125H0ZM5 127V128H6ZM25 127V126H24ZM55 127V126H54ZM58 127V126H57ZM57 127H55V128H57ZM63 127H65V126H63ZM80 128H81V126H79ZM79 127L77 128V129H79ZM100 127V126H99ZM101 127H102V125H101ZM101 127L100 128H98L97 126L96 127H91V129H88L87 131H86V135L88 136V137H90V138H92L93 137V133H95L94 135H96V136H98V134H106V133H103L102 132V129H101ZM109 127V128H110ZM212 127H214V128H217V130H219V136L221 135V137H216L215 135L216 134H213L212 132ZM8 128V127H7ZM18 128V127H17ZM33 128V127H32ZM31 128V129H32ZM42 128H43V126H42ZM41 128V129H42ZM46 128H48L47 130L49 131H51L52 129H55V128H52V129H49V127H47L46 126ZM93 128V129H92ZM102 128H104V127H102ZM106 128V129H107ZM40 129V130H41ZM59 129V128H58ZM61 129V128H60ZM71 129H73V128H71ZM111 129V128H110ZM110 129L108 130L109 132H110ZM0 130H3V128L2 129H0ZM10 130V129H9ZM13 130V129H12ZM18 130V129H17ZM17 130H16V133H17ZM21 130V129H20ZM28 130H30V129H28ZM35 130H37V129H35ZM215 131H216V129H214ZM4 132H5V130H3ZM3 131L1 132L2 133V135H3ZM7 131V130H6ZM14 131V130H13ZM23 131H25V130H23ZM22 131V132H23ZM31 131V130H30ZM29 131V132H30ZM45 131V130H44ZM50 131L48 132V135L50 134ZM54 130H52V132H53ZM55 131L57 132V130L55 129ZM61 131V130H60ZM60 131H58L57 132V134L58 133H62V131L60 132ZM74 131V130H73ZM83 131H84V129H83ZM215 131H214V133H215ZM221 131V132H220ZM21 132V131H20ZM32 132V131H31ZM38 132V131H37ZM36 132V133H37ZM51 132V133H52ZM56 132H55V134H56ZM106 132V131H105ZM114 131L112 130V133H113ZM217 132V131H216ZM6 133V132H5ZM7 133H8V131H7ZM6 133V134H7ZM12 133H14V132H11V135H13ZM24 134H25V132H23ZM22 133V134H23ZM28 133V132H27ZM54 133V132H53ZM65 133V132H64ZM82 133V132H81ZM111 133V132H110ZM109 133V134H110ZM115 133V132H114ZM221 133V134H220ZM5 134V135H6ZM15 134V133H14ZM19 133H17V135H18ZM42 134V133H41ZM54 134V136H50V137H48L49 138V141L47 142V144L45 143H41V144H44V148H43V151H44V153H45V156L50 160V161H48V162H50V163H46V161H44L45 163H42L41 162V160H44L43 158H42V156H40L41 157V160L39 161V162H37L38 160H36L37 159V157L40 155H38L37 157L36 156H34V159L36 160H33L34 162H35V164L36 165H39V166H42L43 167V171H44V175L40 178V179H36L35 177V179L34 178H32V181L31 182H33V180H35V182L37 181L39 184H37L38 185V187L39 186H41V188L39 189L40 191H41V189H42V186L43 185H45L46 183L48 184H52L53 185V187L55 186V187H58V186H64V185H66V186H68V187H71V189H72V187H74L75 188V191L73 192H69V191H64V192H66L65 194H63L64 192H59V194L57 193V194H55V195H53L52 194V192H51V196H56V197H54V198H56V199H54V200H56V201H58V203L57 202H55V201H53V198H52V201H53V203L55 202V207H52V206H54V204L53 203H51V205H48L47 203L46 204H44V206H46V207H48L49 206V208L50 207H52V209L54 208V212H53V210L52 209H50V210H52V211H50V213H52L51 215L54 217H51V218H49L48 216H47V218L48 219H44V217L41 215H39V214H43V213H45V210H43L44 212H41V213H36V211H35V214H33L34 213V210L32 209L34 206H35V208H37V206L38 205H40L41 203V201H44L45 199H41L40 198V195H42V193H44L45 192V194H49L50 193V191L53 189H51L50 191H48V188H50V186L48 187V188H46L47 189V191L48 192H46L45 190L46 189H44V192H42L41 191V193H39L40 195H39V197L38 198H40V199H38V200H41L40 202L37 200V204L35 203L36 202V200L34 201L33 199L35 198V197H33V199H32V197H30L31 195H32V193L30 192L29 194H28V192H27V194L29 195V197H30V200L32 199V201H34L33 203H32V206L33 207H31V203L29 204V202L28 201H26V202H28V204H26V206H28V209L26 210V214H24L22 217H24V218H26V216L25 215H28L29 217L31 216V218H33V217H35V216H38L39 215V217H41L42 218V220L40 219L38 222H36V220L35 221H33L34 220V218L33 219H30V218H27L28 220L30 219V220H32V222L29 220V222L31 223V224H34V222H36V223H38L39 225H41V227L38 225V224H35L37 227H35V228H37L38 229V227L41 229V228H43V229H39L40 231H42V233H44V236L45 235H48V237H50L51 238V235H53L52 233H55L56 231H59L60 229H62L63 228V226H61V225H63V222H64V220H65V218L66 217H68L67 215L68 214H70L69 216L70 217H72V215H71V211H70V213L68 212V214L66 215L65 214V212H67V211H64L65 209L64 208H67L66 206H64L65 205V201L64 200H67V198H70V199H68V201L67 202H69L70 200L73 202V201H75V202H77L76 203V205L74 204V206L75 207H79L80 209H82V208H84V205H82V204H80L81 202H83L84 204H88V205H91V207L92 208H95V205H98V203L99 202H97V204H95L94 205V207L92 206L93 205V202L92 201H107V202H114V201H119L120 203L119 204H121V205H123V206H125L124 208H126L127 206H126V204L128 203L129 205V207H131V205H135L134 206V208L135 207H140V206H142L143 205V208H144V204H148V203H151L149 200H152L153 202L155 201L156 202V200H158V199H160L163 195H165L164 197L166 198V197H168V196H166V194L164 193V194H161L160 195V193L159 192H156L157 191V189H156V185L154 186L155 187V189H156V191H154L153 189H147L146 187H145V179H143V177H142V175H143V171H144V169H146L145 168V163L143 164V166H144V169H142L141 168V164H139L138 165V168H134V166H128V164H125V162H121L118 158H116V157H112V156H110V154H108L110 151H108V152H105V151H103L102 149H100V150H97V151H93L94 153H92L91 151H87V149L85 150V151H83V149H81V148H85L87 145H89V144H91V143H89V144H86V146L85 147H82L81 145H84V144H79L77 141L75 142V141H71V139H72V137H71V139L69 138L70 137V135L67 137V139H65V141L63 142V143H60V144H58V146H56V145H54V144H57L59 141H61L60 139H62V138H60L58 135H55ZM77 134V133H76ZM119 136H118V135ZM1 135V136H2ZM8 135V134H7ZM10 135V134H9ZM16 135V134H15ZM14 135V136H15ZM30 135V134H29ZM33 135H35V134H33ZM47 135V134H46ZM65 135V134H64ZM75 135V134H74ZM78 135V134H77ZM76 135V136H77ZM83 135H85V134H83ZM82 135V136H83ZM108 135V134H107ZM124 135V136H123ZM208 135V136H207ZM19 136V135H18ZM43 137H44V135H42ZM56 136H58V137H56ZM71 136H73V134L71 135ZM115 137V134L114 135H112V137ZM3 137V136H2ZM5 137H7V139L9 138L10 139V137H8V136H4V138ZM13 137V136H12ZM20 137V136H19ZM22 138H23V136H21ZM24 137H26V134H25V136ZM34 137V136H33ZM40 138H41V135L39 136ZM64 137H66V136H64ZM109 137V139L110 140H112L111 138L112 137H110V136H108ZM108 137L106 138V139H108ZM14 138V137H13ZM17 138V137H16ZM26 138H28V135H27V137ZM38 138V137H37ZM79 138V137H78ZM123 138H121V139H123ZM15 139V138H14ZM24 139V138H23ZM33 138H30L29 137V142H30V140H32ZM44 139V138H43ZM42 139V140H43ZM87 139V138H86ZM103 139H105V138H103ZM121 139H119V141L121 140ZM218 139V140H217ZM20 140H22V139H20ZM34 140H36L35 138H34ZM37 140H39V139H37ZM46 140H48V139H46ZM64 140V139H63ZM62 140V141H63ZM81 140H82V137H81ZM96 140V139H95ZM99 140V139H98ZM125 140H123V142L125 141ZM202 140H205L206 141V143H207V145L209 144V146H205V144L206 143H204V146H203V141ZM3 141H4V139H3ZM12 141V140H11ZM14 141V140H13ZM18 141V140H17ZM53 141H56V143H54ZM58 141V142H57ZM88 141H90V140H88ZM87 141V142H88ZM92 141V140H91ZM100 141H102V140H100ZM116 141H118V139H116ZM10 142V141H9ZM20 142V141H19ZM18 142V143H19ZM24 142V141H23ZM32 142V141H31ZM30 142V143H31ZM36 142V141H35ZM34 142V143H35ZM52 142L54 143V144H52ZM75 142V143H74ZM80 142V141H79ZM96 142H98L97 140H96ZM108 142H110L109 140H108ZM112 142V141H111ZM110 142V143H111ZM126 142V141H125ZM3 143L4 142H2V141H0V145L2 146V148H4L3 147ZM14 144L16 143L17 144V142H13ZM12 143V144H13ZM33 143V142H32ZM100 143V142H99ZM107 142L105 141V143L103 142L102 144H104V149L105 148H107V144H106ZM114 143H115V141H114ZM114 143H112V144H108L109 146H111L112 145V147L114 146L113 144ZM5 144V143H4ZM40 144V145H41ZM93 144H95V142L94 143H92V145ZM101 144V145H102ZM106 144V145H105ZM117 144V145H118ZM138 144V145H137ZM6 145H7V143H6ZM19 144H17V146H18ZM26 145V144H25ZM35 145V144H34ZM92 145H91V147H92ZM95 145H98V144H95ZM216 145H218L219 146V150L217 149V151H219L220 153V155H222L223 157L222 158H220V156H219V154H218V156H216L214 153H218V152H215L214 150H216V149H213ZM14 146V145H13ZM31 148H32V146L31 145H29ZM29 146H27L26 145V147H29ZM90 146V145H89ZM94 146V145H93ZM114 146V147H115ZM124 146V147H123ZM212 146V149H210V151H214V153H213V151L211 152V153H209L210 151L208 150V152L207 151H205L207 148L209 149L210 147ZM217 146V147H218ZM20 147V146H19ZM25 147V148H26ZM34 147V146H33ZM36 147V146H35ZM91 147H89V148H91ZM95 147V146H94ZM204 147L206 148L205 150H204ZM2 148L0 147V157H2V155H4V156H6V155H9L8 154V152L7 151H10V149L12 148V146H10L9 147V145H7V146H5V148L4 149H8L6 152L7 153H5V150H4V152L2 151ZM15 149H12V150H15V152L14 153H12V152H10L11 153V156H12V158L14 157H16L17 155H18V153L19 152H17V150H16V146L14 147ZM21 148H23V144H22V146L20 147V149ZM30 148V149H31ZM88 148V147H87ZM96 148V147H95ZM111 148V147H110ZM124 148V149H123ZM229 148V149H228ZM18 149V148H17ZM29 149V150H30ZM37 149V148H36ZM41 149H42V147H41ZM94 149V148H93ZM96 149H99L98 147L96 148ZM95 149V150H96ZM109 149V148H108ZM26 150L28 151L27 153H29V150H28V148H26ZM31 150H33V149H31ZM35 150V149H34ZM91 150V149H90ZM113 151H115V153H116V150H114V148L112 149ZM111 150V151H112ZM21 151V153L20 154H22V151H23V149L22 150H20ZM36 151V150H35ZM112 151V152H113ZM150 151H152V152H155V156H157L155 159L153 158V159H151L152 158V156H150V157H148L149 156V152ZM24 152V151H23ZM31 152V151H30ZM39 152H41L42 153V151L41 150H39ZM38 152V153H39ZM25 153V152H24ZM35 152L33 151V155H37V152L34 154ZM114 153V152H113ZM112 153V154H113ZM114 153V154H115ZM30 154H32V153H30ZM43 154V153H42ZM23 155V156H22ZM21 156H17L16 158H20V157H25L24 156V154H22ZM29 155V154H28ZM150 155H151V153H150ZM3 156V157H4ZM11 156H9V157H11ZM115 156H116V154H115ZM26 157H28V156H26ZM29 157H30V155H29ZM134 157V158H133ZM154 157V156H153ZM6 158H8V157H6ZM30 158H32V155H31V157ZM30 158H28L29 160H30ZM46 158V159H47ZM149 158L151 159V161H149ZM9 159V158H8ZM7 159V160H8ZM11 159V158H10ZM10 159H9V161H10ZM20 159H22V158H20ZM25 159H27V158H25ZM33 159V158H32ZM45 159V160H46ZM47 159V160H48ZM122 159V160H123ZM124 159V160H125ZM140 159V160H141ZM1 160H2V158H1ZM6 160V161H7ZM137 160H139V159H137ZM139 160V161H140ZM3 162V163H7V162ZM12 161V163H15V161L13 162V160H11ZM17 161H18V159H17ZM16 161V162H17ZM25 161V160H24ZM23 161V162H24ZM30 161H32V160H30ZM33 161L31 162V163H33ZM143 161V160H142ZM141 161V162H142ZM166 161V162H165ZM27 162H29V161H27ZM129 162H127V163H129ZM170 161H169V163H167L168 165L171 163ZM2 163V161H0V178H4L5 177V169L4 168H6V167H3V165L5 166V164H3ZM10 163V162H9ZM26 163V162H25ZM30 163V164H31ZM3 164V165H2ZM16 164V163H15ZM14 164V165H15ZM18 164V163H17ZM23 164V163H22ZM35 164H33L34 166H35ZM50 166H49V165ZM133 164V163H132ZM146 164V165H147ZM163 164V163H162ZM6 165H8V167H9V164L7 163ZM25 165H27V163L25 164ZM147 165V166H148ZM151 165H150V168H149V166H148V168H149V170H151ZM18 166L20 167V165L18 164ZM17 166V167H18ZM22 166V165H21ZM29 166H32V165H29ZM29 166H27L26 167V169H28V170H26L27 172H28V175H29V173L31 174L32 172V167H29ZM135 166H137V165H135ZM13 167V166H12ZM14 167H16V166H14ZM25 166L23 165V168H24ZM133 167V168H132ZM156 167V166H155ZM21 168V167H20ZM148 168H147V170H148ZM154 168V167H153ZM157 168V167H156ZM155 168V169H156ZM7 169V168H6ZM14 169V168H13ZM16 169V168H15ZM14 169V170H15ZM8 170L10 171V167L8 168ZM14 170H11V171H14ZM17 170H19V169H17ZM22 170V169H21ZM154 170V169H153ZM157 170H155L156 172H158ZM185 170V171H184ZM218 170V171H217ZM24 171V170H23ZM187 171H190V173L189 172H187ZM215 171H217V172H219V171H222L223 172V174H225V175H223V177H220V180H216L214 177H212L214 174V172ZM18 172V171H17ZM16 172V175L18 174ZM19 172L20 173H22L20 170H19ZM25 172V171H24ZM145 172H149V171H145ZM151 172V171H150ZM187 172V173H186ZM15 172H13V175H15L14 174ZM159 173V172H158ZM9 174V175H8ZM8 174H6L7 175V178L8 179H10V177H12L11 176V174L10 173H8ZM25 174H26V172H25ZM149 174V173H148ZM154 174H156V173H154ZM160 174V173H159ZM217 173L215 172V175H216ZM220 174H221V172H220ZM22 175H23V173H22ZM21 174L20 175H18L19 177L18 178H20V176H22ZM150 175V174H149ZM153 175V174H152ZM158 175V174H157ZM218 175H219V173H218ZM10 176V177H9ZM25 176H27V175H25ZM32 176V174L30 175V177ZM14 177V176H13ZM29 177V176H28ZM218 177V178H219ZM16 178H17V176H16ZM148 178V177H147ZM151 178H152V176H151ZM150 178V179H151ZM154 178V179H155ZM217 178V177H216ZM13 180L15 179V178H12ZM23 179V182L25 181L24 179H27V178H22ZM31 179V178H30ZM149 179V178H148ZM3 180V179H2ZM17 182L19 181L20 182V180L19 179H15ZM222 180V181H221ZM0 181H1V179H0ZM5 182L7 181V183L10 181V183H12L11 182V180H4ZM220 181V182H222V183H218V182ZM3 182V181H2ZM18 182V184L17 183H15V185H16V187H18L19 185L20 186H22V190L20 191L21 193H22V191L24 190V188H25V186L23 187V185L24 184H26L25 182H24V184H23V182H21V183H19ZM147 182V181H146ZM150 182V181H149ZM152 182V181H151ZM153 182H155V180L153 181ZM156 182V183H157ZM14 183H12V184H9L8 186H11L12 185V187L14 188ZM29 183V182H28ZM148 183V182H147ZM1 184V183H0ZM6 184V183H5ZM22 184V185H21ZM31 184H33V185H35V183L33 182V183H30V184H27L28 186L27 187H29V185H31ZM47 184H46V187H47ZM50 184V185H51ZM161 184V183H160ZM18 185V186H17ZM32 185V186H33ZM37 185L35 186V187H37ZM51 185V186H52ZM4 186H7V184L6 185H1V187H3V190L6 188V187H4ZM166 186V187H167ZM0 187V191H1V188ZM11 187V188H12ZM54 187V188H55ZM68 187H67V189H68ZM150 187V186H149ZM159 187H161V186H159ZM164 187V189H165V185L163 186ZM11 188H8L7 187V189H8V193L6 192V189L4 190L5 192H3V194L2 195H4L5 194V196H6V200L8 201V199H7V196L9 197L10 195H8V194H11L12 192V194H11V196H10V198H9V201L10 200H14V197H15V199H16V197H17V195L19 194V193H16V192H19V191H16L17 189H15V190H13V189H11ZM34 188V187H33ZM33 188L32 187H30V190H32V191H36V190H33ZM44 188H45V186H44ZM61 188V187H60ZM64 188H66L65 186H64ZM158 188V187H157ZM162 188V187H161ZM56 189V188H55ZM54 189V190H55ZM58 189H59V187H58ZM63 189V188H62ZM160 189V188H159ZM197 189V190H198ZM10 190H13L12 192L10 191ZM19 190H20V188H19ZM54 190H53V192H54ZM64 190V189H63ZM62 190V191H63ZM70 190V189H69ZM163 190V189H162ZM169 190V189H168ZM196 190V189H195ZM197 190H196V192H197ZM9 191L11 192V193H9ZM16 191V192H15ZM25 191V193H26V189L24 190ZM23 191V192H24ZM28 191H29V188H28ZM56 191H61V190H57L56 189ZM56 191L54 192V193H56ZM15 192V193H14ZM37 192H39L38 190H37ZM162 192H164V191H162ZM195 192V193H196ZM34 193V192H33ZM173 193V192H172ZM13 194L15 195V196H13ZM17 194V195H16ZM27 194H24V196L23 197H25V195H27ZM38 194V193H37ZM176 194V193H175ZM174 194V195H175ZM2 195H1V197H2ZM22 195V194H21ZM20 194L18 195L19 197H17L18 199H16L15 201L17 202L19 199H21V198H23V197H20L21 196ZM50 195L48 196L49 197V200L51 199L50 198ZM5 196H4V198H5ZM33 196H34V194H33ZM43 196V198H47L48 199V197H44V195H42ZM45 196H47V195H45ZM29 197H26L25 199L27 200V198H28V200H29ZM171 197H173V196H171ZM175 197H176V195H175ZM180 197V196H179ZM185 197V196H184ZM201 197V196H200ZM64 198H66V199H64ZM169 198V197H168ZM181 198H183L182 196H181ZM205 198V199H206ZM24 199V200H25ZM35 199H37V198H35ZM64 199V200H63ZM180 198H178L177 199V201L176 202H178V200H179ZM188 199V197H185V199L184 200H187ZM189 199H191V197L189 198ZM197 199H200V198H197ZM23 200V199H22ZM21 200V201H22ZM49 200H47L48 202H49ZM62 200L64 201V202H62ZM161 200H162V198H161ZM160 200V201H161ZM166 200V199H165ZM169 200H171V198H169ZM173 200V199H172ZM175 200V199H174ZM193 200V203H194V201H196V200H194V198L192 199ZM2 201H4L3 203L4 204H6V206H7V204H9L10 205V203L11 202H7V203H5V200H3V198H2V200H1V202ZM32 201H30V202H32ZM46 201V202H47ZM81 201V202H80ZM122 201V202H121ZM141 201H143V203H144V201H149L148 203H142V205H141ZM181 201V200H180ZM179 201V202H180ZM205 201V200H204ZM216 201V202H215ZM15 202V203H16ZM19 202V201H18ZM25 202V203H26ZM51 202V201H50ZM66 202V203H67ZM78 202H80V203H78ZM107 202H106V204H107ZM153 202H152V204H153ZM158 202V201H157ZM167 202V201H166ZM174 202V201H173ZM188 202V201H187ZM2 203V204H3ZM13 203L12 205H10V207L9 206H7V209H8V211L10 210L11 211V213H10V215L12 214L13 215V217H16V216H14V213L16 214V211H14V213H12V211H13V207H15L16 208V204H19V203ZM23 204H24V202H22ZM22 203H20L19 205L21 206V204ZM61 203H64V205L63 204H61ZM95 203V202H94ZM103 203V202H102ZM117 203V202H116ZM161 203H164V200H163V202H161ZM170 203V202H169ZM183 203V202H182ZM182 203H181V205H182ZM192 203V202H191ZM196 203V202H195ZM194 203V204H195ZM221 203V202H220ZM2 204H0L1 206H3L4 207V209H6V206H4V204L2 205ZM37 206H36V205ZM56 204H57V206H56ZM68 204H70V206H72L73 205V203L71 204L70 202L69 203H67V205ZM110 204V203H109ZM112 204V203H111ZM152 204H151V206H152ZM156 204V203H155ZM165 204V203H164ZM172 204V203H171ZM179 204V203H178ZM29 205H30V207H31V209L29 210ZM102 206H104L103 204H101ZM160 205V204H159ZM180 205V204H179ZM184 205H185V203H184ZM180 206L181 208H183V207H185V206ZM191 205V204H190ZM207 205V206H208ZM216 205V206H217ZM11 206H12V208H11ZM19 206V207H20ZM25 206V204L23 205V206H21L20 208H27L26 206ZM64 206V207H63ZM69 206V207H70ZM112 206H114V205H112ZM118 206H120V205H118ZM117 206V207H118ZM122 206V207H123ZM147 206H149V205H147ZM146 206V207H147ZM166 206V205H165ZM199 206V207H198ZM200 206H202V207H200ZM211 204L208 206L211 210H214V209H212L211 208ZM2 207V208H3ZM38 207H43V202H42V206L40 205V206H38ZM82 207V208H81ZM85 207H87V206H85ZM108 207H109V205H108ZM107 207V208H108ZM133 207V206H132ZM150 207V206H149ZM153 207H154V204H153ZM153 207H151V208H153ZM161 207L163 208V204L161 205ZM169 207H170V205H169ZM176 207V206H175ZM175 207H173V209H177V207H179V206H177L176 208ZM207 207V208H208ZM11 208V209H10ZM74 208V207H73ZM97 208V207H96ZM95 208V209H96ZM104 208H105V206H104ZM110 208H111V206H110ZM121 208V207H120ZM166 208V207H165ZM181 208H178V210L179 209H181ZM186 208V207H185ZM185 208H183V210H185ZM208 208V210H210ZM215 208H217V207H215ZM4 209H2V213L1 214H6L5 212H6V210L4 211ZM16 209H18L19 210V208H16ZM42 209V208H41ZM46 209V211H49L47 208H45ZM69 209V208H68ZM70 209H71V207H70ZM69 209V210H70ZM78 209V208H77ZM79 209V210H80ZM88 209V208H87ZM99 209H101L100 207H99ZM113 209H116L115 207H113ZM127 209H129V208H127ZM126 209V210H127ZM149 209V208H148ZM172 209V208H171ZM0 210H1V207H0ZM29 210V212L30 211H32L33 213V215H35V216H33L32 214L31 215H29V213H27V211ZM67 210V209H66ZM72 211L73 210H75V208L74 209H71ZM102 210H103V208H102ZM101 210V211H102ZM109 210V209H108ZM117 210V209H116ZM121 211H122V209H120ZM124 210V209H123ZM130 210V209H129ZM128 210V211H129ZM153 210V212L156 210H154V208L152 209ZM152 210H149V212H151ZM216 210V209H215ZM4 211V212H3ZM9 211V212H10ZM22 211V210H21ZM21 211L19 210V212H20V214H23V213H25V212H23V213H21ZM25 211V210H24ZM37 211H39L38 210V208H37ZM64 211V213L62 214V212ZM77 211V210H76ZM75 211V212H76ZM94 211V210H93ZM96 211H97V209H96ZM95 211V212H96ZM101 211L98 213V216L99 215H103L102 213H101ZM105 211V210H104ZM110 211V210H109ZM148 211V210H147ZM157 211V210H156ZM163 212H164V210H162ZM175 211V210H174ZM173 211V212H174ZM177 211V210H176ZM175 211V212H176ZM181 211V213H180V216L182 215L183 216V214H185L186 212H188L187 210H186V212L184 213V212H182V209L180 210ZM179 211V212H180ZM194 211V212H195ZM201 210H199L198 212H200ZM207 210H205L204 209V212H206ZM236 211H238V210H236ZM9 212H8V214H9ZM18 212V211H17ZM40 212V211H39ZM84 212V211H83ZM89 212H90V210H89ZM89 212H88V214H86V213H84L85 214V216L86 215H89ZM107 212V211H106ZM118 212V211H117ZM126 213H127V211H125ZM136 212V211H135ZM157 212H159V211H157ZM160 212H161V209H160ZM167 212V211H166ZM170 213H171V211H169ZM178 212V213H179ZM190 212V211H189ZM188 212V214H192V213H194V212H190L189 213ZM197 212V213H198ZM203 212V213H204ZM210 212V211H209ZM218 212V211H217ZM31 213V212H30ZM47 213V212H46ZM49 213V214H50ZM60 213V214H59ZM81 213H82V211H81ZM104 213V212H103ZM113 213L114 212H112V215H113ZM120 213V212H119ZM118 213V214H119ZM133 213H134V211H133ZM141 214H142V212H140ZM144 213V212H143ZM152 213V212H151ZM201 213H202V211H201ZM212 213H214V212H212ZM237 213V217H238V213H239V216H240V218H241V216L243 217V220L244 219H247V216L245 215V217L243 216L244 215V212H236ZM236 213H234V214H236ZM241 213H242V215H241ZM254 213V214H253ZM19 214V215H20ZM38 214V215H37ZM72 214H73V212H72ZM74 214H76V213H74ZM73 214V215H74ZM79 214V213H78ZM83 214V213H82ZM93 214V213H92ZM92 214H90V217H92ZM105 214V213H104ZM129 214H130V212H129ZM135 214V213H134ZM138 214V213H137ZM145 214V213H144ZM143 214V215H144ZM153 214H156V213H153ZM166 214V213H165ZM167 214H168V212H167ZM172 214V213H171ZM194 214H196V213H194ZM199 214V213H198ZM207 214H209V213H207ZM211 214V213H210ZM231 214H233L232 213V211H231ZM10 215H7L6 214V217L5 218H3L2 216L3 215H1L0 216V222L3 224V227H4V225H7L8 223H7V219L9 218L10 220H11V216ZM19 215L16 217V220L17 219H20V217H19ZM45 215H47V214H45ZM55 215V216H54ZM62 215V216H61ZM63 215H66V217L64 216L63 217ZM110 215V214H109ZM125 215V214H124ZM124 215H122V216H124ZM162 215V214H161ZM164 215V214H163ZM162 215V216H163ZM175 215H179V214H175ZM193 215V214H192ZM201 215V214H200ZM5 216V215H4ZM10 216V217H9ZM27 216V217H28ZM33 216V217H32ZM79 216V215H78ZM93 216H94V214H93ZM98 216H97V218H98ZM104 216V215H103ZM111 216V215H110ZM114 216V215H113ZM136 216V215H135ZM134 215H133V217H135ZM138 216V215H137ZM149 217H150V215H148ZM159 216V217H158ZM157 217L158 218H161L160 217V215H158ZM172 216V215H171ZM171 216H169V217H167V218H165V220H163V217H162V220H161V222L162 221H164L163 223H160V220H158L157 218H156V220L155 221H159V223H157V224H155L154 223V218H155V216H154V218H151V220L149 221L148 220V222H146L145 224H144V226L142 225L141 226V228L139 227L138 228V226L136 227V228H138V229H135L136 231H134L133 232V235H137V234H139L141 231H143L144 229H146V233H152V232H154V231H156V229H157V227L156 226H158V224H163L162 225V227L164 228V227H169L170 225H172V224H174V223H176V221L175 222H173V220H172V217ZM180 216H178V217H180ZM181 216V217H182ZM186 216H187V213H186ZM195 216V215H194ZM198 216V215H197ZM204 216V215H203ZM203 216H201V220H204L205 219V216H206V214H205V216H204V219H202V217ZM226 216V215H225ZM234 216V215H233ZM8 217V218H7ZM19 217V218H18ZM39 217H35V218H37V219H39ZM56 217V218H55ZM75 217L77 218V216L75 215ZM75 217H73L74 219H76ZM100 217V216H99ZM106 217H108V216H106ZM105 217V218H106ZM151 217H153V216H151ZM188 217V216H187ZM196 217V216H195ZM207 217H209L208 215H207ZM213 217H214V214H213ZM229 217H231V215L229 216ZM235 217V216H234ZM237 217H235L234 219H237ZM7 218V219H6ZM45 218H46V216H45ZM80 218V217H79ZM82 218V217H81ZM88 218V217H87ZM94 218H95V216H94ZM93 218V219H94ZM96 218V219H97ZM102 218H104V217H102ZM104 218V219H105ZM109 218V217H108ZM111 218V217H110ZM109 218V219H110ZM138 217H136V219H137ZM140 218H146V215H145V217L144 216H142V217H140ZM185 218V217H184ZM199 218H200V216H199ZM212 218V217H211ZM209 219L210 221L209 222H211V220H213V219ZM220 218V217H219ZM232 218V217H231ZM230 218V219H231ZM12 219H14V218H12ZM78 219V218H77ZM93 219H92V221H93ZM135 219V218H134ZM177 219V218H176ZM179 219V218H178ZM177 219V220H178ZM194 219H196V218H194ZM193 219V220H194ZM207 219V218H206ZM218 221V220H220V219H217V216H216V218H214V220H213V222L212 223H214V221H216V220ZM239 219V218H238ZM242 219V218H241ZM15 220V219H14ZM14 220H12V221H14ZM21 220H22V218H21ZM28 220H26V222L28 221ZM79 220V219H78ZM77 220V221H78ZM105 220H107V219H105ZM186 220V219H185ZM185 220H183V218H182V221H185ZM188 220V219H187ZM190 220H192L191 218H189V220L188 221H190ZM201 220H200V222H201ZM249 219H247V221H248ZM257 220H258V217H257ZM255 221V222H258V221ZM20 221V220H19ZM61 221V222H60ZM67 221V220H66ZM66 221H65V223H64V230H66V228H67V230H69V231H66L67 233L68 232H70L71 231V229H73L74 231H75V229L74 228H76V230H78L77 229V227H79V226H75L74 228H73V226H71L72 228H69L68 229V227H66L65 226V224H66ZM72 222L71 221V219H69L67 222ZM80 221H81V219H80ZM82 221H85V218H84V220H82ZM86 221H88V220H86ZM91 221V220H90ZM90 221L89 222H86V223H90ZM96 221V220H95ZM110 221V220H109ZM111 221H112V219H111ZM130 221H132L131 220V218H130ZM145 221H147V220H145ZM180 221H181V219H180ZM181 221V222H182ZM208 220H206V222H207ZM228 221V219L227 220H224L223 222L225 223V224H227L226 222ZM241 221V220H240ZM253 222V223H255L253 220H250V221H248L247 223H249V222ZM16 222H18V220L16 221ZM15 222V223H16ZM20 222H22V221H20ZM20 222L18 223V224H20ZM26 222H25V224L24 225H26ZM29 222H27V223H29ZM69 222V223H70ZM74 222V221H73ZM73 222H72V224H73ZM99 222V221H98ZM98 222H95V223H98ZM135 222H136V220H135ZM209 222H207V224L209 223ZM219 222V221H218ZM217 222V223H218ZM220 222H222V220L220 221ZM222 222V223H223ZM229 222H231V220L229 221ZM236 222V221H235ZM234 222V223H235ZM243 222V221H242ZM260 222H258L259 224H260ZM263 222H264V220H263ZM14 223V222H13ZM41 223V224H40ZM85 223V222H84ZM99 223H101V221L99 222ZM117 223V221L116 222H114V224H116ZM140 223V222H139ZM180 223V222H179ZM195 222H193V224H194ZM204 223H205V220H204V222L202 223L203 225H204ZM216 222L214 223V224H217ZM223 223V224H224ZM231 223H233V222H231ZM233 223V224H234ZM246 223V224H247ZM1 224V225H2ZM18 224H16V225H18ZM30 224V225H31ZM71 223H70V225H72ZM94 224V223H93ZM113 224V225H114ZM155 224V225H154ZM201 224V226H203ZM219 224V223H218ZM221 224V223H220ZM219 224V225H220ZM229 224V226H230V223H228ZM241 224V223H240ZM256 225H258L257 223H255ZM254 224V225H255ZM34 225V226H35ZM69 225V226H70ZM74 225V224H73ZM103 225V224H102ZM101 225V226H102ZM113 225L112 226H108V228H112L113 227ZM160 225V226H161ZM175 225V224H174ZM196 225V224H195ZM198 225L200 226V224H199V221H198ZM197 225V227H199ZM206 225V224H205ZM211 226L213 225V224H210ZM232 225V224H231ZM243 225H244V222H243ZM249 225V224H248ZM248 225H246L247 227H248ZM253 225V224H252ZM252 225H250V226H252ZM31 226H33V225H31ZM33 226V227H34ZM43 226V227H42ZM67 226H68V224H67ZM90 226V225H89ZM173 226V225H172ZM201 226L199 227V228H201ZM207 226V225H206ZM205 226V227H206ZM218 225H216L215 227H217ZM223 226H225V225H222V226H220V227H222V229L221 230H223V232H226V231H224V229H223ZM227 226V225H226ZM233 226V225H232ZM239 228V230H240V226H242V225H237ZM249 226V227H250ZM262 227V229H263V226H261V225H258L257 227L258 228H260V227ZM12 227V226H11ZM10 227V228H11ZM25 227H27V225L26 226H24V228L23 229H25ZM28 227H30L29 226V224H28ZM66 227V228H65ZM99 227V226H98ZM97 227V228H98ZM103 227H104V225H103ZM115 227V226H114ZM197 227H195V228H197ZM204 227V228H205ZM208 227V226H207ZM210 227V226H209ZM220 227H218V228H215V229H217V230H219L220 229ZM231 227V226H230ZM247 227H242V228H247ZM2 228V227H1ZM5 228V227H4ZM2 228L3 230H5V229H7V228ZM91 228V227H90ZM95 228V227H94ZM100 228V227H99ZM199 228H197L198 230H199ZM212 228V227H211ZM227 228H229V227H227ZM227 228H225V229H227ZM234 228H235V224H234ZM251 228H253L254 230H255V228L254 227H251ZM12 229V228H11ZM22 229V230H23ZM27 229H31V228H27ZM34 229V228H33ZM62 229V233H64V230ZM85 229V228H84ZM105 229H106V227H105ZM232 229V228H231ZM230 229V230H231ZM247 229H249V228H247ZM261 229V228H260ZM1 230V229H0ZM2 230V231H3ZM15 229L13 228V230H11L12 232L14 231ZM38 230V232H40ZM43 230H44V232H43ZM73 230H72V232H73ZM94 230H96V228L95 229H88L87 231H91V233L94 231ZM100 231L102 230V231H105L104 230V228H102V229H99ZM107 230H109V229H107ZM196 230V229H195ZM220 230V231H221ZM228 230V229H227ZM234 230V229H233ZM242 230V229H241ZM240 230V231H241ZM17 231V230H16ZM24 232H26V231H28V230H23ZM47 231H54V232H51V233H47V234H45V232H47ZM101 231V232H102ZM216 231V230H215ZM236 231H237V233L236 234H238V235H241V233H242V231H241V233H240V231L238 232V230H237V228H236ZM236 231H233V233L234 232H236ZM245 231V230H244ZM263 231V230H262ZM9 232V231H8ZM7 232V233H8ZM19 232H21V231H19ZM18 232V233H19ZM28 232H30V231H28ZM28 232H26V233H28ZM37 231L34 229L32 232H30V234L31 233H34V234H38V233H36ZM61 232V231H60ZM60 232H58V233H60ZM79 232V231H78ZM77 232V233H78ZM86 232V230L84 231V233ZM222 232V233H223ZM229 231H227V233H228ZM248 232H251L252 234H249L250 236H252V238H250V237H248V233H247V231L246 232H244V233H246L247 235H245V234H243L244 236H246V239H247V237H248V239L250 238L251 240L254 238H256V237H260V235L259 236H255V234L253 233V230H248ZM264 232V231H263ZM262 232V233H263ZM14 233H16L15 231H14ZM74 233V232H73ZM81 233V232H80ZM230 233V232H229ZM17 234V233H16ZM41 234V233H40ZM56 234H57V232L55 233V236H56ZM66 234V233H65ZM82 234H83V232H82ZM93 234H94V232H93ZM92 234V235H93ZM102 234V233H101ZM235 234V235H236ZM261 234V233H260ZM68 235V234H67ZM77 235H79V234H77ZM87 235H88V233H87ZM95 235V234H94ZM225 235V234H224ZM227 235V234H226ZM264 235V234H263ZM54 236V237H55ZM59 236V235H58ZM61 236V235H60ZM96 236V235H95ZM237 236V235H236ZM54 237H52V238H54ZM57 237V236H56ZM230 237V236H229ZM242 237V236H241ZM237 238V237H236ZM47 239V238H46ZM238 239V238H237ZM253 239V242H255V240ZM257 239V238H256ZM262 239V238H261ZM52 239H50V241H51ZM239 240H240V238H239ZM48 241V240H47ZM50 241H48V245H50L51 246V244H50ZM249 241V240H248ZM262 241H263V239H262ZM43 241H41L40 243H42ZM44 242H45V239H44ZM43 242V243H44ZM251 242V241H250ZM47 242H45V244H46ZM243 243H244V240H243ZM245 243H247L246 241H245ZM249 243V242H248ZM257 243H259V242H255V247H258L259 245H257ZM262 243H264V241L262 242ZM251 244H253V243H251ZM260 244V243H259ZM34 244H32V247H34L33 246ZM38 245V244H37ZM47 245V244H46ZM46 245H41V246H43V247H46V249H47V246ZM5 247H6V245H4ZM8 246V245H7ZM10 246H11V244H10ZM16 246V245H15ZM14 246V247H15ZM40 246V245H39ZM50 246H48V248L50 247ZM248 246V245H247ZM250 246V245H249ZM264 246V245H263ZM5 247H4V249H3V251H5ZM252 247V246H251ZM2 248V247H1ZM12 248H13V245H12ZM35 248H36V245H35ZM37 248H38V246H37ZM238 248V247H237ZM246 248V247H245ZM248 248V247H247ZM8 249V248H7ZM6 249V250H7ZM40 249H41V247H40ZM259 249V248H258ZM1 251H2V249H0ZM15 250V249H14ZM10 251V250H9ZM40 251H42V250H40ZM39 251V252H40ZM261 251V250H260ZM263 251V250H262ZM13 252V251H12ZM36 252H37V250H36ZM264 252V251H263ZM5 253V252H4ZM3 253V254H4ZM10 254H11V252H9ZM16 253V252H15ZM15 253L13 252V255L15 256V258L17 257V254L15 255ZM2 254V253H1ZM32 254H36V253H32ZM3 256V255H2ZM5 256H7V254L6 255H4V257ZM8 256H10V255H8ZM13 256V257H14ZM32 256H34V255H32ZM42 256H44V255H42ZM246 256V255H245ZM248 256V255H247ZM13 257H10V258H12L13 259ZM40 258H42L41 256H39ZM28 258H30V257H28ZM211 258V257H210ZM0 259H1V256H0ZM2 259H4L3 257H2ZM6 259H8V260H6ZM11 259V260H12ZM18 259V258H17ZM33 259V258H32ZM32 259H30V260H32ZM36 261H37V259H38V257H37V259L36 258H34ZM203 259V258H202ZM235 259V258H234ZM206 260V259H205ZM204 259H203V261H205ZM237 260H238V258H237ZM240 260V259H239ZM4 261H8L7 263L5 262V264H8V263H10L11 261H10V259L7 257H5V259H4ZM29 261V260H28ZM41 261V260H40ZM208 261H210V259L208 260ZM207 261V263L206 264H208L209 262ZM251 261V260H250ZM31 262H33V264H34V260L33 261H31ZM239 262V261H238ZM37 262H35V264H36ZM202 263H204V262H202ZM0 264H3V263H1L0 262ZM11 264H13V262L11 263ZM213 264H215V263H213Z\"/></svg>","mask_w":264,"mask_h":264},{"label":"rangeland","instance_id":"obj_2","mask_svg":"<svg viewBox=\"0 0 264 264\" xmlns=\"http://www.w3.org/2000/svg\"><path fill=\"white\" fill-rule=\"evenodd\" d=\"M116 1H118L116 4H118V5H116L115 4V2ZM120 0H0V103L2 104H0V120H1V122H0V125H1V127H0V129H2L3 128V130H5V132L7 133V131H8V135L3 131V130H0V141H2V142H4L3 143V147L5 148V146H7V145H9V147L10 146H12V148L10 149V151H7L6 149H4V148H2V144L0 145V147L2 148V151L4 152V150H5V153H7L8 152V154L9 155H6V156H4V155H2V157H0V161H2V163L3 162H5L8 158L10 159V161H9V159L6 161L8 164H9V167H10V171L8 170V165H6L7 163H3V164H5V166L3 165V167H6V168H4L6 171H5V173L6 174H8V173H12L11 174V176L13 175V172H15L14 174L15 175H13L12 177H10V179H8L7 178V175L5 174V177L4 178H0L1 179V181H0V187H1V185L3 186V185H6L7 184V186H4V187H6L5 189H6V192L8 191V189H7V187L8 188H11L12 187V183H17L18 184V182L15 180V179H19L20 180V182L19 183H21V182H23V179L22 178H27V179H24L25 181V183L26 184H24V182H23V187L25 186V188H24V190L26 189V193H25V191L23 192L22 191V193L20 192L21 190H22V186H18V187H16V185H15V183H14V188L12 187L11 189H13V190H15V189H17L16 191H19V192H16V193H19L21 196L20 197H23L24 196V194H27V192H28V194L31 192L32 193V195L30 196V197H32V199H33V197H35V198H37V199H33L34 201L36 200V204H37V200L38 199H45L44 201H41V200H38L41 204V206H42V202H43V207H38V206H40V205H36L37 206V208H38V210L40 211H37V208H35V206L33 207L32 206V203L34 202V201H32V199L30 200V197H29V195L27 194V195H25V197H23V198H21V199H19L17 202L15 201L16 199H18L17 197H19L17 194V197H16V199H15V197H14V200H10L9 201V198H10V196H11V194L13 193L12 191L13 190H10L9 191V193H11V194H8V195H10L9 197L7 196V199H8V201L9 202H11L10 203V205H12L13 203H22V202H24V204H25V206H26V204H28V202H29V204L31 203V207H33L32 209L34 210V213L32 212V211H30L29 212V210L31 209V207H30V205H29V210L27 211V213H29V215H31L32 213L33 214H35V211H36V213L38 212V213H41V212H44L43 210H45V213H41V214H39L40 216L42 215L43 217H44V219H48L47 218V216L49 217V218H51V217H53L51 214L52 213H50V211H52L53 210V212H54V208L52 209V207H55V202H57L58 203V201H56V200H54V199H56V198H54V197H56V196H51L52 194L53 195H55V194H59V192H64V191H69V192H74L75 191V188L74 187H72V189H71V187H68V186H66V185H64L66 188H64V186L62 185V186H58L59 187V189H58V187H55L57 190H61V191H56V189L53 187V185L51 186L49 183L47 184V187H46V184L45 185H43L42 186V189H41V191L42 192H44V189H46V188H48L49 186H50V188H48V191H50L52 188V190L50 191V193L49 194H45V192L44 193H42V195H44V197H48L50 194H51V192H52V194L50 195V200H49V197H48V199L47 198H43V196L42 195H40L39 193H41V191L39 190L40 188H41V186H39L38 187V185L37 184H39L37 181L35 182V180H33V182L35 183V185H33V184H31V185H29V187H27L28 185L27 184H30V183H33V182H31L32 181V178H38V179H40L43 175H44V169H43V167L42 166H39V165H36L35 164V162L33 161V160H35L34 159V156H38L39 154V156L37 157V159L36 160H38L37 162H39L40 160H41V157L40 156H42V158L44 157H46L45 156V153H44V151H43V148H44V144L46 143L47 144V142L49 141V138L48 137H50L51 135L52 136H54V134H55V129L57 130V132L58 131H62V133L60 134V133H58L57 134V132H56V134L55 135H58L60 138H62V139H60L61 141H57L58 143L57 144H54V143H56V141H53L52 142V144H54V145H56V146H58V144H60V143H63L64 141H65V139H67V137L71 134H73V136H71L70 135V139H71V137H72V139H71V141H77L79 144L81 143V144H84V145H81L82 147H85L86 146V144H89V143H91V144H89V145H87L85 148H81V149H83V151H85L86 149H87V151H91L92 153H94L93 151H97V150H100V149H102L103 151H105V152H108V151H110L108 154H110V156H114V157H116V158H118L117 157V153H118V150H120L121 149V147L122 146H120L119 144L121 143V145H124V143H126L127 144V140H125L124 138H125V136H124V138L122 137V136H119L118 134V138H116V132L117 131H115L116 129H117V127L119 128V127H123L124 125H126V123H128V121H129V118H128V116L130 115V113H133V111H134V109H135V112L133 113V114H135V115H139V114H141L140 113V107H142V106H145V107H143V108H145V109H143V111L144 110H146L147 108V105H146V103L144 104L143 102H144V100L147 98H149L148 96H147V94L144 96V95H140V94H137L136 96L134 95V96H132V97H135L136 99H138V100H136V99H134V101L133 100H131V101H133V102H131V101H129V102H124V103H122V104H120L121 106H118L119 105V103H118V101H121V99H119V97H116V98H114L115 97V95H114V93L116 94V96L119 94V93H122L124 90H127V89H129L130 87L128 86V84L130 83H128V84H126L125 86H127V87H125V86H122V88H121V85H115V84H119V83H121V82H124L125 80H127V79H124L125 77H124V75H122L121 73H125V75L127 74V73H129L128 72V69H126V68H128V66L127 67H125L128 63H126L128 60H126V61H123L124 63H123V65H124V67L123 66H120V65H122V63L121 64H119L121 61H119L120 59H124V58H121V57H123L122 55H126V58H127V54L129 55L131 52H129V53H127V51H130V50H126V49H123L124 47H120L121 45H122V42H123V44L124 43H127V42H129L128 44H126V45H128V48L130 49L131 48V50H132V52L133 53H131V54H133L134 55V53H136V56H131V59H132V61L133 60H136V62L139 60L138 58H136L137 57V52H136V50H138L139 48L141 49V45H139V42H137L135 39L137 38L136 36H138L139 38H137V39H140L139 41H141V42H143L144 44L146 43V41L145 40H147V38L144 40V36H153V35H151V34H153V32H154V29H156L155 30V32H154V36H156V34H161V33H163V30L161 29V28H156V27H160V25H161V27H162V25H163V29L164 28H167L166 30V32H165V29H164V32L165 33H167L168 32V36H170V37H166V35H164L163 36V34H162V36L164 37V39L165 40H168V38H170L171 39V41H172V43L170 42V44H171V46L170 47H172V49L175 51V52H177L176 50H178V52H179V54L180 55H182V54H184L185 52L183 51V50H190V48H192V49H194V52H193V50H192V52H193V54H195L194 56H195V58H196V56L198 55H203L202 54V51H200L201 50V48H197L198 46L200 47L201 46V42H202V39H201V37L199 36V39L198 38H196V37H198V35L197 34H199V35H202V31H199V32H201V34L199 33V32H197V30L196 29H194V28H196L197 26L201 29L202 27H203V22H204V25L206 24V22H207V24H209L208 22V20H209V16H210V13L211 12H213V15L215 16L217 13H216V11L218 10L219 12L221 11V9H222V12H224L223 14H227L228 13V15L230 14V12L231 11H233V10H236L237 9V7H238V10H239V6H245L244 8L243 7H241L242 9H244V11L246 10V14L248 13L247 11H249V9H252L253 11L255 10V7H256V5H257V7L256 8H258L259 7V9H261L262 10V8H260V6H259V4L261 5L262 3H259V2H264V0H260V1H258V0H228V1H225V0H221V1H219V0H209L208 1V3H204L203 4V0H182L183 1V3H181V0H174L175 1V4L173 3V0H170L172 3H170V1L169 0H166L167 2H169L170 4H167L166 2H164V3H166V4H164L163 6H166L167 5V7L169 8V7H171L172 9H173V12L174 11H176L177 10V12H170V13H172V14H169L168 12L170 11V10H172L171 8H169V9H167V10H160V9H162L163 7H161V4L163 3V2H161L160 0H156V2L157 1H159L157 4H159V3H161L160 4V6L158 5H156V3L154 2V4L156 5V6H154L155 8L157 7V8H159V9H153L154 7H153V5L151 6V5H149L150 3H152V1L151 0H149V2H147L148 0H145L146 1V4H145V6L147 5V3H148V7L146 8L145 6H142L143 4L141 3V1L143 2V0H137V4L139 5H136V7L138 8V9H143L142 7H144V8H146V10L144 9V10H139L141 13H140V15L142 16V17H144L142 14L144 13V15L147 13H145V11H149L151 8V10H152V12H151V10L149 11V13L151 12V14H149L148 13V18H149V16H151L152 15V13H153V11L155 12L154 14H155V19H154V17H153V15H152V17L151 18H153V19H150V20H148V18L146 17V19H142L141 17H140V15H139V17H140V20L139 19H137L136 18V16H137V12H139L138 11V9H137V11H136V7H135V3L133 2V0H129L128 1V3L130 2V6L129 5H127V7H130L131 8V6H133L134 5V7H135V10L133 11L132 9H130V8H128V9H130L129 11L131 12V13H129V11L127 10V7H126V0H121V1H123V4L125 5V6H123V4H121L120 2H119ZM125 1V2H124ZM165 1V0H164ZM178 1V2H177ZM184 1H186V4H185V2ZM203 1V2H202ZM214 3H213V2ZM223 1V2H222ZM234 1V2H233ZM238 1V2H237ZM257 2V4H256V2ZM114 2V3H113ZM131 2H132V4H131ZM140 2V3H139ZM183 5V7L184 8H182V5L180 4V3ZM205 2H206V0H205ZM220 2H222L221 4H220ZM231 2V3H230ZM234 4H236V5H234ZM236 2V3H235ZM242 2H244V3H242ZM255 4H254V3ZM120 3V4H119ZM126 3V4H125ZM178 3V4H177ZM209 3H211V5L213 6V8H212V6H208V4ZM220 5H222V6H220ZM223 3H224V5H223ZM249 3V4H248ZM142 4V5H141ZM188 4V5H187ZM218 4V5H217ZM227 4V5H226ZM239 4H241V5H239ZM253 4V5H252ZM115 5L117 6V7H115ZM142 7H141V6ZM174 5H175V8H177V6H178V9H175L174 8ZM177 5V6H176ZM179 5H181L180 6V8H182V9H179ZM186 5V6H185ZM207 5V6H206ZM230 5V6H229ZM238 5V6H237ZM264 5V4H263ZM262 5V6H263ZM122 6V7H121ZM173 6V7H172ZM221 8H220V7ZM224 6H225V8H224ZM227 6V7H226ZM234 6H236V7H234ZM250 6H252V8H250ZM134 7H132L133 9H134ZM141 7V8H140ZM166 7V8H167ZM207 7H210V9L212 8L213 9V11H211L209 8H207ZM67 9V10H65V9ZM126 8V9H125ZM165 7H164V9H166ZM185 8H189V11L188 12H186V9ZM233 8H236V9H233ZM240 8V9H241ZM80 9H82L83 10V12H78V11H82V10H80ZM149 9V10H148ZM175 9V10H174ZM183 9H185V11L183 10ZM223 9L225 10V9H227L226 11H229V12H227V13H225L226 11H223ZM233 9V10H232ZM258 9V10H259ZM132 10V11H131ZM157 10H160V11H157V13L158 12H162L160 15L161 16H159V15H157V13H156V11ZM179 10V11H178ZM182 10L184 11V13H186L187 15H188V17H189V20L191 21H189L188 19H187V15L186 14H184V13H182ZM258 10L256 9V11H254L256 14H257V12H258ZM51 11H52V13H51ZM77 11V12H76ZM126 11H128V13H129V15L130 14H132V12H133V14L134 13H136L135 15H128V14H126L125 15V12ZM142 11H144L143 13H142ZM167 12V14H166V12ZM180 11H181V13H182V16L180 15L181 13H180ZM210 13H209V12ZM252 11V12H253ZM49 12H50V15H49ZM53 12H55V14L57 15H55V17H57V19L61 16V17H63V16H65V18L67 19V18H69V19H71L72 21L74 20L75 22H76V24H74V22H72L70 25L68 24V23H66V22H64V21H68V19L66 20L64 17V20H63V18L61 19V21L59 22L60 24H61V26H60V24H57L58 23V21L60 20V19H58V21L56 20L55 21V19H54V21H55V27L57 26V27H62V29H57V30H59V32H58V34H60V33H64L63 34V36L65 35L66 36V38L67 37H69L70 38V36H68V35H66L67 34V30H68V25L70 26V27H73V28H71V32H69L71 35L72 34H78V33H80L81 31V29L82 28H80V27H85V28H88V29H83L82 30V32L79 34L80 36H81V34H82V39H83V41H85V43H82L83 41H82V39H80L81 37L79 36V38H76L75 37V40H74V37H73V42L75 43V42H77L78 43V46H76L77 44H74L73 46H72V48L70 49L69 48V46H71L72 44H73V42H71L72 44L71 45H67V44H69L68 42H67V40L65 39V37H63V42L61 41V42H59L58 43V41H60L61 40V38H62V36L60 37V35L58 36V34L57 33H53V31L51 30V27L53 28L54 26L52 25H50V26H47V27H49V32H50V30H51V32H50V34L48 33V30H47V32H46V25H48L49 23H51L52 24V22H47V24L46 23H43V22H45V21H50L51 19L53 20V18H54V15H53ZM222 12L220 13V14H222ZM259 12L260 13H262V15H264L263 14V12H264V9L262 10V11H260L259 10ZM124 13V14H123ZM165 15H164V14ZM177 13H180L179 15L177 14ZM208 13H209V15H208ZM214 13H216V14H214ZM260 13H258V15H256V16H258L257 17V19H259L260 17H259V15H261ZM159 14V13H158ZM168 14H169V17L171 16V18H172V16L174 17H177V18H175V19H177V21H171V20H169L168 19ZM177 14V15H176ZM219 14V13H218ZM219 14V15H220ZM53 15V17H51ZM60 15V16H59ZM186 15V16H185ZM208 15V16H207ZM219 15H218V17H219ZM228 15H226V16H228ZM67 16V17H66ZM126 16H127V18L128 17H130V18H128L129 20H125V18H126ZM131 16H135L134 18H132ZM157 16H159L158 18L160 19V18H162L161 20H165V22H167L168 20H169V22L168 23H170L169 25H168V23L166 24V26L167 27H165V22H163L164 24H162V22L160 23V21H159V19L157 18ZM163 16V17H162ZM164 16H166L165 18L166 19H163L164 18ZM185 16V17H184ZM217 16V15H216ZM138 17V18H139ZM180 17V18H179ZM181 17H184L186 20H188L189 21V26L187 27V29L184 27L185 25V23L187 22L185 19V21H183L182 20V24H183V26H181L182 24L181 23H179L180 24V26L178 27L177 26V23L178 22H181ZM207 17H208V19H207ZM123 18V19H122ZM131 18L132 19H134V21H136V22H132V24H131ZM136 18V19H135ZM158 20H157V19ZM170 18V19H171ZM173 18V19H174ZM226 18V17H225ZM256 18V17H255ZM117 19H119L118 21H120V19H122V21H124L125 20V22L127 23H123L122 21H120L121 23H119L118 21H117ZM178 19H179V21H178ZM183 19V18H182ZM256 19V20H257ZM262 19H264V16H262ZM262 19H261V21H259V23H258V21L256 22V24L257 25H260L259 26V29H261V31H260V37L261 38H263V33H264V21H263V24H262ZM41 20L43 21L42 23H40L41 22ZM139 20V21H138ZM145 20H147V21H145ZM154 21V22H156L157 21V23H159V24H155L154 23V25L153 24H151V23H149L148 21ZM167 20V21H166ZM217 20H219V18H217ZM229 19H226V21H228ZM255 20V21H256ZM34 21H35V23H36V25H34L35 27H33V23H34ZM63 21V22H62ZM128 21H130V22H128ZM133 21V20H132ZM143 21H145V23H141V22H143ZM152 21V22H153ZM159 21V22H158ZM171 21V22H170ZM57 22V23H56ZM69 22V21H68ZM138 22H140L141 24H143L142 25V27H141V24L140 23H138ZM177 22V23H176ZM185 22V23H184ZM245 22V21H244ZM6 23V24H5ZM34 23V24H35ZM54 23V22H53ZM62 23L63 24H65V28H66V32L64 31V32H62L63 31V29H65V28H63L64 26L62 25ZM136 23V24H135ZM137 23L140 25V28H139V25L137 26ZM147 23H148V30H149V25H150V27L152 28V26L154 27L155 25V28L153 29V31L152 30H146L144 33H145V35L142 33V31H144V29H147ZM173 23H175V24H173ZM198 23H201L200 25L198 24ZM39 24H40V26H42V27H44L43 25H45V29L43 28V30L46 32V34L48 33L50 36H47L43 31V33H44V35L42 36V34H41V40L43 41L44 40V42L46 43V45H47V47H49V46H52L53 44H54V46H52V47H54V49L55 48H57L56 49V52H57V50H58V52H57V54H55L54 52V49H53V53L55 54V56H54V58H53V55L54 54H52L51 55V53L52 52H50L49 51V49L51 50V47H49L48 49L46 48V45H45V43L44 42H41L40 40H39V38H38V40L40 41V43L39 44H41V43H43L42 45H45V49H47L46 51H45V49L44 48H42V50H41V45H39L38 43H37V41H36V39L34 40V38L32 37V36H30V35H28L29 33L32 35V34H35V33H37V32H31V31H36V30H40L39 28H41L42 29V27H39ZM41 24H43V25H41ZM66 24H67V26H66ZM130 24V25H129ZM178 24V25H179ZM186 24V25H187ZM197 24V25H196ZM243 24H246V23H243ZM38 25V26H37ZM72 25V26H71ZM126 25H128V27L129 28H133L132 30L130 29V30H128L129 28L126 26ZM136 27H135V26ZM145 25H146V27H145ZM152 25V26H151ZM170 25H173V26H177V28L178 29H180V27H182L181 29H186L187 31L189 30V32H186L185 31V33H184V30H181L180 29V31L178 30V29H175V28H173L172 26H170ZM190 25H191V27H192V29L190 28ZM3 26V27H2ZM32 26V27H31ZM75 26H77V28H79V29H77ZM80 26V27H79ZM143 26H144V29H143ZM196 26V27H195ZM202 26V27H201ZM246 26V25H245ZM263 26V27H262ZM55 27L53 28V30L55 31V32H57V30L55 29ZM70 27H69V29H70ZM127 28V34H126V28ZM137 27H138V29H137ZM168 27H171L170 29H172V30H174L175 29V31L177 32V30H178V32L180 33V32H182V33H184L183 35L181 34L180 36L178 35L179 33L177 32V34H176V32L174 33V35L173 34H171V32L170 31H168ZM184 27V28H183ZM194 27V28H193ZM197 27V28H198ZM261 27V28H260ZM5 28V29H4ZM31 28H32V30H31ZM188 28H190V29H188ZM246 28V27H245ZM243 26H242V29H241V31H242V33L243 34H245V35H248L247 34V31H246V29H245ZM36 29V30H35ZM48 29V28H47ZM73 29V30H72ZM76 29V30H75ZM89 29H91L92 30V32H91V30H89ZM95 29V31L93 32V30ZM137 29V30H136ZM141 30V33L142 34H140V30ZM194 29V30H193ZM199 29V30H200ZM203 29V28H202ZM201 29V30H202ZM60 30H62V31H60ZM75 30V31H74ZM89 31V33H88V35H90V36H88L87 34H86V32H83V31ZM125 30V31H124ZM139 30V31H138ZM159 30V31H158ZM162 30V31H161ZM70 31V30H69ZM77 31H78V33H77ZM121 31H123V32H125L124 34H122V33H120ZM129 31H135L136 32V34L135 33H132V32H129ZM150 31H152L151 32V34H150ZM156 31H158V32H156ZM191 31V32H190ZM195 31V33L197 32V34L195 35V33L194 34H192L193 32ZM39 32V31H38ZM75 32V33H74ZM132 33V34H134V35H132L131 34V37H130V35H129V33ZM138 32V33H137ZM174 32V31H173ZM172 32V33H173ZM40 33H41V30H40ZM66 33V34H65ZM68 33V34H69ZM84 33L86 34V36H84ZM91 33H93L94 35L93 36H96V37H98V39L96 38V37H92V34ZM96 33V34H95ZM147 33V34H146ZM169 33H170V35H169ZM192 34V38L195 40V41H193V39H192V43H196L197 41H199L200 39H201V41H199L200 42V45L198 44L197 45V43L195 44V47H193V46H190V45H192V43H190L191 42V37L188 35V34ZM262 33V34H261ZM39 34V33H38ZM52 34H57L56 36L54 35H52ZM121 34V35H120ZM140 34V35H139ZM175 34H176V36H175ZM185 34H187L188 35V37H187V35H186V37H185ZM36 35V34H35ZM47 37H49V38H47ZM101 35V36H100ZM119 35H120V37H119ZM122 35H125V36H122ZM128 35H129V37L131 38V41H126V40H129V39H127V37H128ZM142 35V36H141ZM171 35H173V37L175 36V37H177V39L174 37H172ZM179 37H178V36ZM195 35V38L193 37ZM261 35H263V36H261ZM22 38H24L25 37V39H26V37H31L30 38V40L33 38V41L31 40V41H29V39H26V40H21V37ZM60 37V40H58L57 41V39L58 38H55V37ZM84 36V37H83ZM122 36V37H121ZM133 36H135V37H133ZM142 38H141V37ZM153 36V37H154ZM182 36H184L185 37V39H181L180 37H182ZM28 37V38H29ZM46 37V39L48 40H45L44 38ZM50 37H51V40H50ZM78 37V36H77ZM89 37V39L87 40V38ZM90 37H92L91 39H94V38H96V40L94 39V40H92V42L90 41L91 39H90ZM123 37H125V38H123ZM128 37V38H129ZM150 37V40H147V44L148 45H150V43L152 44V45H150V46H147L146 44V46L144 45H142V47H146V48H143L144 50V52H148V50L150 51V49H148V48H155L154 47V45H155V43H157L158 44V42H155V39H156V41H157V39L159 38V45L158 46H161V47H159L158 48V46H156L157 48V51H155L154 49H153V51H154V55H155V53L157 52V58H159L160 60L162 59V57H159L160 56V54H161V56H165V58L163 57V59L165 60V59H170V58H166V55H167V51L165 52V49L166 50H170L171 48L168 46V45H170L169 44V42L167 41H165L164 39L162 40V38L161 37H158V35L156 36V38L154 39V38H151ZM158 37V38H157ZM184 37H182V38H184ZM189 37H190V39H189ZM14 38H15V40H16V38H17V40L15 41L14 40ZM43 38V39H42ZM72 38V37H71ZM70 38V39H71ZM103 38V39H102ZM119 38V39H118ZM120 38H122V39H120ZM135 38V39H134ZM160 38H161V40H160ZM180 40H179V39ZM68 39V38H67ZM69 39V40H70ZM77 39V40H76ZM78 39H80V41L78 40ZM125 39V40H124ZM144 40V41H142V40ZM153 39H154V42H152L153 41ZM169 39V40H170ZM173 39H176V40H173ZM198 39V40H197ZM101 41L102 43H100L101 45H103V47L101 46V45H98V41ZM119 40H122V41H120L119 42ZM263 40H264V38H263ZM19 41H24V42H20L21 44H22V46H21V44L19 43ZM29 41V43H27V42ZM49 41H51V42H53V43H49ZM82 41V42H81ZM91 42V44H90V42ZM97 43H95V42ZM105 41H107V42H105ZM117 41H118V43L119 44H121L120 46H119V44L117 43ZM163 42V41H165L166 43H168V44H166L165 42V44H163L162 43V45H161V42ZM173 41H175L174 43H176L177 42V44H176V46L174 45H172V44H174L173 43ZM65 42V46H67L66 48L68 49L67 51H69V49H70V52H65L66 51V49L64 50L63 48H65V46H64V44H62V43H64ZM67 42V43H66ZM105 42V43H104ZM141 42H140V44H141ZM149 42V43H148ZM24 43V44H23ZM31 43V45H29L28 46V44H30ZM34 43H36V44H34ZM80 43V44H79ZM88 43V44H87ZM105 45H104V44ZM107 43V44H106ZM118 45H117V44ZM138 43V44H137ZM59 44V45H58ZM60 44H61V47H59L60 46ZM81 44L83 45V47L81 48ZM85 44V45H84ZM136 44H137V46L139 47V48H137V46H136ZM156 44V45H157ZM233 44H235V43H233ZM28 46L27 48H30V49H26V47H24V46ZM36 45H39V47L38 46H36ZM79 45H80V48H81V50L83 49L84 50V48L86 49V51L84 50H82L83 52H81V50H80V48H79ZM88 45V46H87ZM94 45H96V46H98L97 48H96V51H97V53H96V55H95V50H93L94 48H93V46ZM113 46V47H111V48H113L114 49V51L115 52H117V50H119L118 48H120V51H118V54L120 55V53L119 52H121V50L123 49V50H125V53H122L118 58V60H116V56L115 55H113V53L115 54V52H113L112 51V49L111 48H109L108 46ZM114 45H115V47H114ZM116 45H117V47L118 48H116ZM126 45H124L125 46V48H127L126 47ZM169 47V49L167 48V46ZM194 45V44H193ZM197 45V46H196ZM263 45H264V43H263ZM32 46H36L35 48H32ZM75 46V47H74ZM85 46H87V48L85 47ZM99 46H101V47H99ZM123 46V45H122ZM131 46V47H130ZM165 46V47H164ZM38 47V50L36 49ZM43 47V46H42ZM77 47H78V49H77ZM92 49H91V48ZM104 47H108L105 51L107 52V53H109V55L108 56H112L113 58H111V57H109V59H108V56L107 55H105V51L102 49V48H104ZM163 47V48H162ZM175 47L177 48V49H175ZM190 47V48H189ZM259 47L261 48V49H264V47L262 46V44L261 43H259ZM39 48H40V50H39ZM60 48H62L63 50H61ZM99 48V49H98ZM122 48V49H121ZM163 49V51H164V53H166V55L165 54H163L162 55V49ZM189 48V49H188ZM34 49H36L37 51H35ZM73 49H75V50H73ZM89 49H90V52H91V50H93L92 51V54L89 52ZM98 49V50H97ZM105 49V48H104ZM108 49H110L111 51H109ZM117 49V50H116ZM146 49H148V50H146ZM180 49H183V50H181V52H184V53H182L181 54V52H180ZM44 50V51H43ZM60 50V51H59ZM71 50L73 51V54H72V57H71ZM79 50H80V53H79ZM159 50H161L160 52H159ZM195 50H196V52H197V50H198V54L195 52ZM16 51H18V52H16ZM23 51V52H22ZM26 51H27V53H28V51H30L27 55L26 54H24L23 55V53L25 52L26 53ZM32 51H33V53H34V55H33V53H32ZM62 51H64L66 54H65V56L64 57H66V58H64V59H62V56L64 55V54H62V55H60L61 53H62ZM75 51H76V53L78 54H81V55H83V56H81V55H77L76 53H75ZM78 51V52H77ZM99 51H104V52H99ZM174 51H172L171 50V52L173 53L172 55H173V57L175 56V52ZM201 53H200V52ZM20 52H22V53H20ZM36 52V53H35ZM90 54V55H88V53ZM170 52V51H169ZM171 52L170 53H168L169 55H167V57L169 56V57H171ZM178 52H177V54H178ZM189 52H191V51H189ZM188 52V53H189ZM11 53V54H10ZM13 53V54H12ZM18 53V54H17ZM46 53H48V54H45ZM86 53V54H85ZM98 53H100V55L98 54ZM112 53V55H110ZM127 53V54H126ZM152 53V49H151V51H150V54L149 55H151V56H154V55H152L151 54ZM160 53V54H159ZM200 53V54H199ZM14 54H17L16 56L14 55ZM32 54V55H31ZM70 55V57L68 58L66 55ZM74 54H75V56H74ZM94 54V59H96V56L97 55H99V56H102L103 54V56H104V59L101 57V58H99V56L97 57V61L96 60H94L93 58H92V55ZM130 54V55H131ZM176 54V56L178 57V55ZM14 55V56H13ZM20 55H23L22 57H20ZM31 55V56H30ZM43 56L44 57V59L41 57V56ZM88 55V56H87ZM116 55H117V53H116ZM125 55H124V57H125ZM179 55V56H180ZM184 55H186V54H184ZM184 55H182V57L184 56ZM188 55V54H187ZM17 56H18V58H17ZM26 56H28V57H26ZM32 57L33 59H34V57L36 56V60L34 61L35 63H33L32 61H33V59L32 58H30V57ZM34 56V57H33ZM39 56V57H38ZM51 57V58H49V59H47V57ZM78 56V57H77ZM81 56V57H80ZM197 56V57H198ZM14 57V58H13ZM38 57V58H37ZM46 57V58H45ZM57 57V58H56ZM61 58L62 60H64V61H61V59L59 60V58ZM83 57V59L82 60H80L81 58ZM88 57V59L90 60H88L87 59V61H83V60H86V58ZM105 57H107V60H106V58ZM134 57H135V59H134ZM155 57H156V55H155ZM185 57V56H184ZM183 57V58H184ZM188 57V56H187ZM187 57H185V62L187 61ZM30 58V59H29ZM41 58V59H40ZM78 58H80L79 60H80V62L77 60ZM85 58V59H84ZM90 58H92V59H90ZM181 58V57H180ZM178 59V58H174L175 60H177V63L173 60V58L172 59H170L169 60V64H171V66L173 67V66H175L174 68H175V72H172V71H174L173 69H171V71H169L168 70V72H172V73H178L179 71L180 72H182V68H184L183 67V60H181V59ZM17 59H19V60H17ZM24 59H26L25 61H24ZM30 60V62H28L29 60ZM37 59H40L41 61H39V60H37ZM59 60V62H58V60ZM67 59V62H65V60ZM68 59H71V60H68ZM72 59H73V61H76V63H74V62H70V61H72ZM74 59H76V60H74ZM99 59H100V61H99ZM102 59H103V63H99V62H101L102 61ZM112 60V62H111V60ZM138 59V60H137ZM162 59V61H164ZM32 60V61H31ZM43 60V61H42ZM45 60L48 62H46L45 63ZM55 60L58 62V63H50V62H55ZM113 60H115L116 61V63H117V61H119V63H117L118 65H119V67H116V63H115V61H114V64L115 65H113ZM178 60H180V61H182V64H181V62L180 61H178ZM17 61V62H16ZM37 61V62H36ZM39 61V62H38ZM69 61V62H68ZM83 61V62H82ZM92 61V62H91ZM96 62V64H98V65H100V66H98V65H96V64H94L95 62ZM105 61L107 62V63H105ZM109 61V62H108ZM131 60H130V56H129V62H132ZM167 61V60H166ZM173 62L174 64L176 63V65H173L171 62ZM33 64H36V65H33ZM44 62V63H43ZM62 62H64L63 64H62ZM87 62V63H86ZM111 62V63H110ZM133 62H135V61H133ZM135 62V63H136ZM165 62V61H164ZM168 62V61H167ZM178 62H180V64H181V66H182V68H181V66H180V64L178 63ZM17 63H19L18 65H17ZM29 63V64H28ZM66 63V64H65ZM67 63H68V65H67ZM72 63H74V64H72ZM81 64L80 66H79V64ZM85 65H84V64ZM90 63V64H89ZM135 63L134 64H132L133 65V67H132V65H131V70L132 69H134V67H135ZM1 64L3 65V67H1ZM16 66H15V65ZM23 64V65H22ZM27 64V65H26ZM41 64V65H40ZM46 64V65H45ZM49 66H48V65ZM51 64H52V66H51ZM57 64H59L58 66H60V64H62L61 66H62V68H59L58 66H57ZM78 64V65H77ZM86 64H87V67L89 68L90 67V70H88V68L87 67H85L86 66ZM92 64V65H91ZM108 64V65H107ZM112 64V65H111ZM137 64V63H136ZM177 64H178V66H177ZM12 65V66H11ZM19 65H20V67H19ZM24 65H26V69H24L23 67H25ZM29 65H31L32 67H30ZM43 65H44V67H43ZM56 67H54V66ZM64 65H66L67 67V70L68 69H70L71 70V72L73 71V75L72 74H70L71 72L68 70H66V68H64ZM71 65V66H70ZM72 65H74V66H72ZM76 65V66H75ZM82 65H83V68H85V69H83L82 68ZM105 65L106 67H109L110 66V68L108 69V70H111L112 71V68H113V71L114 70H117V73H120L121 75H122V77H121V75L119 74H117V73H115L114 75H117V76H120V77H117V76H114V75H112L113 73H109L108 71H106V70H104V68H103V66ZM117 65V66H118ZM22 66V67H21ZM30 67V69L31 70H34V71H31L28 67ZM34 66V67H33ZM41 66H42V68H43V71L44 72H46L47 71V73L46 74H44V75H47V77L45 76L44 77V75L43 74H41L42 73V68H41ZM60 66V67H61ZM69 66L71 67V68H69ZM171 66H168L169 68H172ZM11 67V68H10ZM13 67V68H12ZM15 67H17V68H15ZM39 67L41 68V69H39ZM50 67H52L53 69H54V71H53V69L52 68H50ZM78 67V70L76 69ZM99 67V68H98ZM121 67V68H120ZM123 67V68H122ZM6 68V69H5ZM18 68H20V69H18ZM39 70V74H38V70ZM63 68H64V71H63ZM79 68H81V69H79ZM96 68V69H95ZM100 68H101V70L103 69V73H107L108 72V74H110V75H108V74H106L105 73V76L104 77H102L103 78V82H105V84H102V82H100L101 83V85H108V83H110V81H111V83H113V84H111V86L113 87H111L110 85H108V87H111L110 89V91H108V93H106L107 91L105 90V89H109V88H106L105 86H104V91H103V88H101V89H96V88H98V87H96V85H95V87L96 88H94V85L93 84H91L92 86V88L90 87V83H88L89 84V86L87 85V82L85 81V83H86V85H85V87H84V85H83V83L84 82H82V81H80V83L82 82V85L80 86V85H78L79 84V81H76L72 76H76V73H77V76H79V74H81V78L83 79V77H84V75H85V77L84 78H86V76H88L87 77V79H89L91 76H95V75H93V74H96L97 76H96V78L97 79H100V81H102V79H101V77L100 76H103V75H101V70H100ZM127 70L126 72H121V70H124L125 71V69ZM3 69V70H2ZM5 69V70H4ZM16 69V70H15ZM23 69V70H22ZM73 69H76L78 72H76V70H73ZM94 69V70H93ZM100 70V71H98V70ZM119 69H121V70H119ZM176 69H180L179 71L178 70H176ZM4 72H2V71ZM18 70V71H17ZM21 70H22V72H24L25 74L27 73L28 75H26L25 76V74L24 73H22L21 72ZM31 72H33V73H31ZM59 71V72H62V74L61 73H58L57 72V74H56V71ZM80 70V71H79ZM83 70V71H82ZM85 70V71H84ZM129 70H130V64H129ZM130 70V71H131ZM11 71V72H10ZM37 71V72H36ZM52 72L53 73V76H58L59 78H61L60 76H70V75H72V76H70L71 78H73V79H71L69 76H68V80H69V78H70V80H69V82H67L68 84H69V88L65 85V84H67L66 83V81H67V79L66 78H61V80L59 81L58 79V81H56V77H55V80H54V78H52L53 76H50L51 75V73L50 72ZM66 71V72H65ZM87 71H88V73H87ZM89 71L91 72L90 73V76H89ZM95 71V72H94ZM105 71V72H104ZM118 71H120V72H118ZM7 72V73H6ZM20 72L22 73V74H20ZM43 72V73H44ZM48 72H49V74H48ZM63 72H65V73H63ZM68 72V73H67ZM70 72V73H69ZM100 72V74H98ZM13 73H16V74H13ZM86 73H87V75H86ZM102 73V74H103ZM7 74H8V76H7ZM32 75V76H30V75ZM33 74H35L34 75V77H33ZM39 76H38V75ZM56 74V75H55ZM61 74V75H60ZM84 74V75H83ZM131 74V73H130ZM19 77H18V76ZM23 77H22V76ZM42 77H41V76ZM48 75H49V77H48ZM99 75V76H98ZM106 75H108L107 77H106ZM111 75H112V77H111ZM6 76V77H5ZM21 76V77H20ZM41 77V81H39L40 80V78H38V77ZM114 76V77H113ZM127 76V75H126ZM2 77V78H1ZM5 77V78H4ZM43 77H44V80H43ZM52 78V80H54L53 82L51 81V79H48V78ZM100 77V78H99ZM124 77V78H123ZM25 78H26V80H25ZM28 78H30V79H28ZM33 78L35 79V80H33ZM106 80H105V79ZM109 78H112V79H109ZM114 78V79H113ZM116 78V79H115ZM120 78V79H119ZM121 78H123L124 80L122 81V79ZM126 78H130V77H126ZM3 79V80H2ZM16 79H17V81H16ZM77 79V78H76ZM119 81H118V80ZM19 80V81H18ZM21 80H23V82H21ZM29 82H28V81ZM31 80V81H30ZM46 80H48L47 82H46ZM74 80V81H73ZM114 80V81H113ZM2 81V82H1ZM11 81H13L12 83H11ZM35 81V82H34ZM37 81V82H36ZM39 81V82H38ZM65 81V82H64ZM71 81V82H70ZM107 81H109V82H107ZM117 81V82H116ZM16 84H15V83ZM26 82V83H25ZM43 82V83H42ZM47 84H46V83ZM59 82H63L62 83V85H61V83L58 85L57 83H59ZM76 82L78 83L76 86L78 87H75L77 90L79 89V87H83L84 89H79V91H77L76 89H74L73 87L75 86V84H76ZM116 82V83H115ZM126 82V81H125ZM20 83V84H19ZM26 84V89H25V85H23V84ZM52 83V84H51ZM56 83V86L54 87V84ZM72 83H74V86L73 85H71ZM84 83V84H85ZM13 85H14V87H13ZM23 85V87L22 88H20L21 86ZM28 85V86H27ZM31 85H33L34 86V89H33V86L31 87ZM36 85H37V87H36ZM47 85H48V87H47ZM100 85V84H99ZM114 85V86H113ZM122 85H124V83L122 84ZM130 85V84H129ZM43 86V87H42ZM50 86V87H49ZM57 86H59V87H57ZM66 86V87H65ZM70 86H72V87H70ZM115 86L117 87V90L118 91H121V92H119L118 94L116 93V88H115ZM5 87V88H4ZM17 87H19V88H17ZM30 87L33 89H30ZM53 87V88H52ZM57 87V88H56ZM64 87V92H63V90H59V88H63ZM120 87V90L118 89ZM123 87L124 88H127V89H123ZM17 88V89H16ZM23 88L25 89V90H27V91H24L23 90ZM29 88V89H28ZM44 89V88H46V90L44 89V91L43 92H38L40 89ZM52 88V89H51ZM73 88V89H72ZM100 88V87H99ZM115 88V90H113ZM23 91H22V90ZM49 89V90H48ZM69 90V89H71L70 91H67V90ZM122 89H123V91H122ZM12 90H13V92H12ZM15 90V91H14ZM30 92H29V91ZM32 90V91H31ZM38 90V91H37ZM75 90V91H74ZM99 90V91H98ZM113 90V91H112ZM131 90V89H130ZM148 90V89H147ZM3 91V92H2ZM22 91V92H21ZM35 91H37V92H34ZM50 91H51V93H53V94H51L50 93ZM59 91H61V92H59ZM103 91V92H102ZM106 91V92H105ZM10 92V93H9ZM18 92V93H17ZM31 95H29L28 93ZM65 92H67V93H65ZM70 92V93H69ZM109 92H110V94H109ZM112 92H114L113 93V95H114V97H112L113 95H111L112 94ZM124 92H126V91H124ZM147 92V91H146ZM8 93V94H7ZM22 93V94H21ZM26 93V94H25ZM36 93H38V94H36ZM42 93V94H41ZM45 93H46V95H45ZM50 93V95H48ZM61 93H62V95H61ZM64 93V94H63ZM17 96H16V95ZM19 94V95H18ZM55 94H57L58 96H60L59 98H57L56 96H53V95H55ZM107 94L108 95H111V97H112V99L111 98H108V96H107ZM123 94V93H122ZM5 95V96H4ZM26 95V96H25ZM52 95V96H51ZM142 96V99H141V97H139V96ZM7 96V97H6ZM29 96V97H28ZM35 96V97H34ZM107 96V97H106ZM18 97V98H17ZM26 97H27V99H26ZM32 97V98H31ZM50 97V98H49ZM143 97H144V99H143ZM146 97V98H145ZM4 98V99H3ZM7 98V99H6ZM12 100H11V99ZM49 99V100H47V99ZM56 98V100H54ZM101 98H102V100H101ZM127 98V97H126ZM158 98V97H157ZM16 99H19V100H16ZM24 99V100H23ZM40 99V100H39ZM53 99V100H52ZM125 99V98H124ZM132 99V98H131ZM147 99H146V101H147ZM150 99V98H149ZM1 100H3V102H1ZM21 100V101H20ZM30 100V101H29ZM33 100V101H32ZM38 102H37V101ZM103 100L107 103V104H105V103H103ZM116 100V101H115ZM143 100V101H142ZM5 101V102H4ZM32 101V102H31ZM44 101V102H43ZM140 101H141V105H140V107H139V105H138V107H134L133 108V106H135V105H137V104H135L136 102H139L140 103ZM12 102V103H11ZM15 102V103H14ZM37 102V103H36ZM42 102V103H41ZM101 104H100V103ZM113 102H117V103H113ZM4 103V104H3ZM9 103V104H8ZM16 103H18V104H16ZM26 103V104H25ZM40 103V104H39ZM132 103V104H131ZM138 103V104H139ZM154 103H156V102H154ZM16 104V105H15ZM34 104V105H33ZM44 104V105H43ZM106 106H105V105ZM116 104H118V105H116ZM131 106H130V105ZM133 104H135V105H133ZM23 105V106H22ZM26 105H27V108H26ZM100 105V106H99ZM102 105V106H101ZM105 106V108H104V106ZM115 105V106H114ZM156 105V107H157V104H155ZM5 106V107H4ZM8 106L9 107H11V109H9L8 108ZM32 106V107H31ZM87 106H89V108L87 107ZM93 106H94V108H93ZM97 106V107H96ZM99 106V107H98ZM109 106H110V108H109ZM114 108H116V106H117V108L116 109H119V110H113L112 108L113 107ZM92 107V108H91ZM104 108V110H102L103 108ZM107 107V108H106ZM119 107V108H118ZM121 107V108H120ZM158 107H160V106H158ZM2 108V109H1ZM4 108V109H3ZM8 108V109H7ZM32 108H33V110H32ZM35 108V109H34ZM97 108V109H96ZM99 108V109H98ZM102 108V109H101ZM128 108V109H127ZM130 108H132L133 110L131 111L130 110ZM161 108V107H160ZM160 108H156V109H159V110H161ZM185 108L186 109H188V110H193V109H196L197 108V104L196 103H194V104H189V103H185ZM18 109H19V111H18ZM32 111H31V110ZM88 109V110H87ZM112 109V110H111ZM125 111V113L123 112L122 113V111ZM155 109V108H154ZM155 109V110H156ZM4 110H7V111H4ZM90 110V111H89ZM93 110V111H92ZM94 110H96V111H99V113H95L94 112ZM102 110V111H101ZM136 110L138 111V112H136ZM3 111V112H2ZM14 111V112H13ZM87 111V112H86ZM89 111V112H88ZM104 111H106V112H104ZM109 111V112H108ZM118 111H119V113H118ZM120 111H121V114H120ZM127 111H130V113L129 112H127ZM4 112H6V114H8L7 116H6V114L4 113ZM60 112V113H59ZM64 112V113H63ZM67 112V113H66ZM80 112V113H79ZM83 112H84V114H83ZM100 112H104V113H101L100 114ZM110 112H111V114H110ZM117 112V113H116ZM3 113H4V116H3ZM59 113V114H58ZM67 114V116H66V118L67 119H65L64 117H63V115H66ZM69 113V114H68ZM77 113V114H76ZM88 113V115H89V113H90V118L88 117V115H86ZM113 113H115V114H113ZM55 114V115H54ZM57 114V115H56ZM93 114H95V118L93 117ZM98 114H100L99 115V117H98ZM103 114V115H102ZM113 114V115H112ZM120 114V115H119ZM127 116H126V115ZM18 117H17V116ZM19 115H20V117H19ZM35 115H37L36 116V119H35ZM62 115V116H61ZM73 115V116H72ZM75 115H78L79 117H75ZM82 115V116H81ZM84 115V116H83ZM97 115V116H96ZM110 115L112 116L111 118H113L114 117V120H109V117H110ZM118 117H117V116ZM122 115V116H121ZM125 115V116H124ZM17 117L18 119H17V122H16V119L14 118L13 120H15V121H13L12 122V118L11 117ZM28 116V117H27ZM39 116H41V119H39L40 117ZM44 116V117H43ZM50 116V118H48ZM57 116V117H56ZM101 116V117H100ZM106 117L105 119L103 118V117ZM107 116H108V118H107ZM2 117V118H1ZM6 117V118H5ZM7 117H8V119H7ZM27 117V118H26ZM44 118V120H42L43 118ZM51 117H53V118H51ZM82 117V118H81ZM117 117V118H116ZM121 117V118H120ZM129 117H132V118H130L131 119V121H134L135 122V120H134V118L135 117H133L132 115H130ZM4 118H5V120H4ZM20 118V119H19ZM23 118V119H22ZM57 118V119H56ZM62 118V119H61ZM93 118L95 119L94 121H92L93 120ZM102 118V119H101ZM6 119L8 120V122L9 123H12V125L11 124H8L7 123V121H6ZM24 119H26V120H24ZM51 119H54V120H51ZM76 119H79V120H76ZM81 119V120H80ZM83 119V120H82ZM97 119H99V120H97ZM105 121H104V120ZM108 119V120H107ZM122 119V120H121ZM125 119V120H124ZM10 120V121H9ZM23 120V121H22ZM37 122H36V121ZM47 120L49 121V122H47ZM66 120H68L67 122H66ZM90 121V123H94V124H90L89 122H87V121ZM101 120V121H100ZM107 120V121H106ZM115 120H117V122H114V125L116 126V129H113V124H111V122H113V121H115ZM121 120V122H119L118 123V121H120ZM4 121H6L5 123H4ZM33 121V122H32ZM40 121H42V122H40ZM55 121H56V123H55ZM70 121V122H69ZM84 121V122H83ZM102 121H104V123H102ZM127 121V122H126ZM15 122V123H14ZM21 122V123H20ZM25 122H27V123H25ZM38 122L39 123H41V124H38ZM61 122H62V124H61ZM66 122V123H65ZM86 122V124H84ZM96 122V123H95ZM105 122H109L110 124H111V127L109 126L110 124L109 123H105ZM6 124L7 123V125H5V126H3L2 124ZM16 123H18V124H16ZM32 123H34L33 125H32ZM43 123H45V124H43ZM51 123V124H50ZM63 123H64V125H63ZM78 123V124H77ZM80 123V124H79ZM88 123V124H87ZM97 123H99V124H97ZM116 123V124H115ZM121 123H123V124H121ZM136 124L137 123H141V120H140V122H139V120H138V122H135ZM144 123V122H143ZM17 125V126H15V125ZM22 124H23V126H22ZM31 126H30V125ZM63 125V126H65V127H63V126H61V125ZM75 124H77V125H75ZM106 124H108L107 126H108V128L107 127H105L106 126ZM27 125H29V126H27ZM43 126V128H42V126ZM69 125V126H68ZM87 125V126H86ZM92 125V126H91ZM101 125H102V127H104V128H102L101 127ZM120 125H122V126H120ZM208 125V124H207ZM206 125V127H211V124H209L208 126ZM8 128H7V127ZM25 126V127H24ZM46 126L47 127H49V129H52V128H55V127H57V128H55V129H52V130H54L53 132H52V130L50 131V134L48 135V128H46ZM55 126V127H54ZM79 126H81V128L79 127ZM98 127V128H100L101 127V129H102V132L103 133H106L105 135L104 134H98V136H96V135H94L95 133H93V137L92 138H90V137H88L87 135H86V131L88 130V129H91V127ZM100 126V127H99ZM115 126H114V128H115ZM205 126V125H204ZM203 125H200V127H198V128H203L204 127ZM6 127V128H5ZM18 127V128H17ZM33 127V128H32ZM52 127V128H51ZM79 127V129H77ZM111 129H110V128ZM128 127V126H127ZM127 127L125 128V127H123L124 129H127ZM32 128V129H31ZM42 128V129H41ZM59 128V129H58ZM61 128V129H60ZM71 128H73V129H71ZM107 128V129H106ZM213 129H212V133L213 134H216L215 136L217 137H221V135L219 136L218 134H219V130H217V128H214V127H212ZM10 129V130H9ZM14 131H13V130ZM18 129V130H17ZM21 129V130H20ZM28 129H30V130H28ZM35 129H37V130H35ZM41 129V130H40ZM83 129H84V131H83ZM93 129V128H92ZM110 129V132L108 131ZM214 129H216V131L214 130ZM7 130V131H6ZM16 130H17V133H19L18 135L20 136H18L17 135V133H16ZM23 130H25V131H23ZM45 130V131H44ZM74 130V131H73ZM112 130L115 132H113L112 133ZM3 131V135H2V132ZM21 131V132H20ZM25 132V134H26V137H27V135H28V138H26V137H24L25 136V134L23 133V132ZM30 131V132H29ZM38 131V132H37ZM60 131V132H61ZM106 131V132H105ZM214 131H215V133H214ZM11 132H14V133H12L13 135H11ZM28 132V133H27ZM37 132V133H36ZM52 132V133H51ZM65 132V133H64ZM82 132V133H81ZM221 132V131H220ZM23 133V134H22ZM42 133V134H41ZM78 135H77V134ZM110 133V134H109ZM6 134V135H5ZM10 134V135H9ZM30 134V135H29ZM33 134H35V135H33ZM47 134V135H46ZM65 134V135H64ZM69 134V135H68ZM75 134V135H74ZM83 134H85V135H83ZM108 134V135H107ZM115 134V137L113 136L112 137V135H114ZM3 137H2V136ZM15 135V136H14ZM41 135V138L39 137ZM42 135H44V137L42 136ZM77 135V136H76ZM83 135V136H82ZM4 136H8V137H10V139L8 138L7 139V137H5L4 138ZM15 138H13V137ZM21 136H23V138L21 137ZM34 136V137H33ZM58 136H56V137H58ZM64 136H66V137H64ZM108 136H110V137H112L111 139L112 140H110L109 139V137ZM208 136V135H207ZM17 137V138H16ZM29 137L30 138H33L32 140H30V142H29ZM38 137V138H37ZM79 137V138H78ZM81 137H82V140H81ZM108 137V139H106ZM34 138L36 139V140H34ZM44 138V139H43ZM87 138V139H86ZM103 138H105V139H103ZM121 138H123V139H121ZM3 139H4V141H3ZM20 139H22V140H20ZM37 139H39V140H37ZM43 139V140H42ZM46 139H48V140H46ZM64 139V140H63ZM98 141V142H96V140ZM99 139V140H98ZM116 139H118V141H116ZM119 139H121L120 141H119ZM12 140V141H11ZM14 140V141H13ZM18 140V141H17ZM63 140V141H62ZM88 140H90V141H88ZM92 140V141H91ZM100 140H102V141H100ZM108 140L111 142H108ZM123 140H125L124 142H123ZM218 140V139H217ZM10 141V142H9ZM20 141V142H19ZM24 141V142H23ZM36 141V142H35ZM80 141V142H79ZM88 141V142H87ZM105 141L107 142L105 145L107 146V148H105L104 149V144H102L103 142L105 143ZM114 141H115V143H114ZM203 141V146H204V143H206V141L205 140H202ZM13 142H17V144H19L18 146H17V144L15 143H13ZM19 142V143H18ZM35 142V143H34ZM74 142V143H75ZM95 142V144H98V145H95V144H93L96 148L98 147L99 149H96L93 145H92V143H94ZM100 142V143H99ZM116 142H118L117 144H116ZM6 143H7V145H6ZM13 143V144H12ZM41 143H44V144H41ZM112 143H114L113 145L115 146V144H116V146H118V150L116 149V146L114 147H112V145L111 146H109L110 144H112ZM22 144H23V148H21L20 149V147L22 146ZM27 146H29V145H31L32 146V148L29 146V147H26V145ZM35 144V145H34ZM41 144V145H40ZM102 144V145H101ZM109 144V145H108ZM14 145V146H13ZM91 145H92V147H91ZM138 145V144H137ZM17 147L16 148V150H17V152H19L18 153V155L17 156H21L22 154H24V156L26 155V156H28V157H20V158H22V159H20L19 157L18 158H12V156H11V153L10 152H12V153H14L15 152V150H12V149H15L14 147ZM20 146V147H19ZM34 146V147H33ZM36 146V147H35ZM125 146V145H124ZM123 146V147H124ZM205 146H209V144L207 145V143L205 144ZM218 145H216L213 149H216V150H214L215 152H218V153H214V151H213V153L216 155V156H218V154L220 153L219 151H217V149L219 150V146L217 147ZM28 148V150L31 148V149H33V150H29V153H27L28 151L26 150V148ZM41 147H42V149H41ZM88 147V148H87ZM89 147H91V148H89ZM111 147V148H110ZM37 148V149H36ZM94 148V149H93ZM109 148V149H108ZM114 148V150H116V153H115V151H113L112 149ZM23 149V151L25 152H23L22 151V154H20L21 153V151L20 150H22ZM36 151H35V150ZM91 149V150H90ZM96 149V150H95ZM124 149V148H123ZM206 148L204 147V150H205ZM210 149H212V146L208 149H206L205 151H207L208 152V150L210 151ZM229 149V148H228ZM39 150H41L42 151V153L41 152H39ZM116 154V156H115V154L112 152V151ZM7 151V152H6ZM14 151V152H13ZM31 151V152H30ZM33 151L36 153L37 152V155L35 154V155H33ZM212 151H210L209 153H211ZM39 152V153H38ZM30 153H32V154H30ZM113 153V154H112ZM150 153H151V155H150ZM155 154V152H152V151H150L149 152V156L148 157H150V156H152V158L151 159H155L157 156H155L154 154ZM30 155V157H31V155H32V158H30L29 157V155ZM121 154H119L118 153V156L119 157H121L120 156ZM4 156V157H3ZM9 156H11V157H9ZM23 156V155H22ZM154 156V157H153ZM219 156H220V158H222L223 156L222 155H220L219 154ZM218 156V157H219ZM6 157H8V158H6ZM1 158H2V160H1ZM25 158H27V159H25ZM28 158H30V160H32L33 161V163H31L32 161H30ZM43 158V159H44ZM47 158V157H46ZM45 158V159H46ZM126 158V157H125ZM124 158V159H125ZM134 158V157H133ZM149 158V161H151V159ZM17 159H18V161H17ZM41 160V162L42 163H45L44 161H46V163H50V162H48V161H50L48 158V160L46 159V160ZM119 159V158H118ZM123 157L122 158H120L119 160L121 161V162H125V164H128V166H134V168L136 167V168H138V165L139 164H141L142 166H141V168L142 169H144V166H143V164L145 165V168L146 169H144V171H143V175H142V177H143V179H145V187L147 188V189H153L154 191H156V189H157V191L156 192H159L160 193V195L161 194H166V196H168L169 198H171V200H169V198L168 197H164L165 195H163L161 198H162V200H161V198L160 199H158V200H156V202L154 201H152V200H149L151 203H148L147 201H144V203H148L147 205H149V206H147L146 204H144L143 203V201H141V205H142V203L144 204V208H143V205L142 206H140V207H135L134 208V206L135 205H131V207H129L128 205V203L126 204V208H124L125 206H123V205H121V204H119L120 202L119 201H112V202H107V201H92L93 202V207H94V205L95 204H97V202H99L98 203V205H95V208L97 209V211H96V209L95 208H92L91 207V205H88L87 203L86 204H84L83 202H78V203H80V204H82V205H84V208H82V209H80L79 207H75L74 206V204L76 205V203L77 202H75V201H69L71 204L73 203V205L72 206H70V204H68L67 205V203H69V202H67L68 201V199H70V198H67V200H64V199H66V198H64L63 200L65 201V205H64V203H61V204H63L64 206H66L67 208H64L65 210L64 211H67V212H65V214L67 215L68 214V212L70 213V211H71V215H72V217H70L69 215L70 214H68L67 216L68 217H66V215H63V217L65 216L66 218H65V220H64V222H63V225H61V226H63V228H64V223H65V221L67 220H69V219H71V221L73 222V224H72V222H70L72 225H70V223L69 222H67L66 221V224H65V226L66 227H68V229L69 228H72L71 226H73V228L75 227V226H79V227H77V229L78 230H76V228H74L75 229V231L73 230V229H71V231L70 232H66V231H69V230H67V228H66V230H64L63 228V230H64V233H62L63 231H62V229H60L59 231H56L57 232V234H56V236H55V233H52L53 235H51V238L50 237H48V235H45L44 236V233H42V231H40L41 229H43V228H39L38 227V229L37 228H35V227H37L39 224V220L41 219L42 220V218L41 217H39V215L38 216H35V215H33V216H35V217H39V219H37V218H35V217H33L34 218V220L33 221H35L36 220V222H38V223H36V222H34V224H31L30 222H29V220L30 219H33V218H31V216L29 217L28 215H25L26 216V218H24V217H22L24 214H26V210L28 209V206H26L27 208H20L21 206H23L24 204L22 203L21 204V206L19 205V204H16V208H19V210L21 211H23V212H25V213H23L22 211H21V213H23V214H20V212H19V210L18 209H16L15 207H13V211H12V213H14V211H16V214L14 213V216H18L19 214V217H20V219H17L18 220V222H16L17 220H16V217H13V215L11 214L10 215V213H11V211L9 212L8 211V209H7V206H9L10 207V205L9 204H7V206H6V204H4L3 202L4 201H2L1 202V200H2V198H3V200H5V203H7L8 201L6 200V196H5V194L4 195H2L3 194V192H5L4 190H3V187H1L2 189H1V191H0V204H4V206H6V209H4V207L3 206H1L0 205V207H1V210H0V216L1 215H3L2 217L3 218H5L6 217V214L7 215H10L11 216V220L8 218H6L7 220V225H4V227L5 228H7V229H5L4 227H3V224L0 222V249H2V251L0 250V256H1V259H0V262L1 263H3V264H5V262L6 261H4V259H5V257L7 258H9L10 259V263H8V264H11L12 262H13V264H33V262H31V261H35V262H37L36 264H206L207 263V261L210 259V261H208L209 263L208 264H213V263H215V264H264V243H262L263 241H264V222H263V220L264 219H262V218H260V220H262V223L259 221V216H257L258 217V220H257V217H256V215H255V217L254 216H252L251 214H250V212L248 213L247 212V210H245V209H241V208H236V210H238V211H236L235 210V212L233 211V208L231 209V211H232V213L233 214H231V211H228V210H230V209H228L229 207H232L231 205H229V203L228 202H226L227 200H225V199H223L222 200V198H220L219 200H218V198L217 199H215L216 201H218V203L220 204V205H222V203H226V204H228V205H225L224 204V206H226V207H224L223 205V207L224 208H227V206H229L227 209V212H230L229 214L228 213H226L224 216H222V215H217L216 213H219V207H220V205H219V207H218V205H217V203L216 204H212V203H209V205L211 204L212 206H211V208L212 209H214V210H211L208 206V203H207V205L205 204V205H203L202 203H204V202H207V201H211L210 199L208 200L207 198H206V196H203V194H201L200 193V191L201 190H199L198 189V187H196L195 185H194V188H193V190H191L190 191V189L187 191H178V192H176V191H173L172 190V192L170 191V188L167 186V184L166 183H163L162 184V181L159 183V185L157 186L156 184H158V182H157V178L158 179H160V177H163L162 175H164V173H162L161 172V170L160 171H158L157 169H161L162 167L161 166H159V165H164V166H173V164L174 163H172V162H175V158L174 157H171L170 159L171 160H166L167 161V163H169V161L171 162L169 165L167 164V163H164V162H162V163H160V164H155V166L157 167H155L154 166V164H153V166L151 165V164H147L148 163V161H144V160H148V159H141V158H136V159H132V161L133 162H129V160L131 161V158H129V160L127 161V159H123ZM137 159H141L140 161L139 160H137ZM11 160H13V162L15 161V163H12V161ZM25 160V161H24ZM35 160V161H36ZM143 160V161H142ZM24 161V162H23ZM27 161H29V162H27ZM142 161V162H141ZM165 161V162H166ZM10 162V163H9ZM27 163V165H25L26 163ZM127 162H129V163H127ZM20 165V167L18 166V164ZM23 163V164H22ZM31 163V164H30ZM133 163V164H132ZM139 163V164H138ZM15 164V165H14ZM33 164H35V166L33 165ZM149 166V168H150V165H151V170H149V168H148V166ZM22 165V166H21ZM23 165L25 166L24 168H23ZM29 165H32V166H29ZM49 165V164H48ZM135 165H137V166H135ZM13 166V167H12ZM14 166H16V167H14ZM18 166V167H17ZM27 166H29V167H32L33 169H32V176L30 177V173H29V175H28V172L26 171V170H28L29 168L27 167ZM50 166V165H49ZM26 167L28 168V169H26ZM154 167V168H153ZM15 170H14V169ZM133 168V167H132ZM147 168H148V170H147ZM156 168V169H155ZM17 169H19L22 173H23V175H22V173H20L19 172V170H17ZM22 169V170H21ZM154 169V170H153ZM11 170H14V171H11ZM26 172V174H25V172ZM155 170H157L158 172H156ZM18 171V172H17ZM145 171H149V172H145ZM151 171V172H150ZM185 171V170H184ZM218 171V170H217ZM217 171H215L217 174L215 175V172L213 173L214 175L212 176V177H214L216 180H220V177H223V175H225V174H223V172L222 171H219V172H217ZM16 172L18 173L17 175H16ZM187 172H189L190 173V171H187ZM186 172V173H187ZM220 172H221V174H220ZM150 175H149V174ZM154 173H156V174H154ZM218 173H219V175H218ZM22 175V176H20V178H18L19 176L18 175ZM153 174V175H152ZM158 174V175H157ZM191 174V173H190ZM9 175V174H8ZM25 175H27V176H25ZM221 175V176H220ZM16 176H17V178H16ZM29 176V177H28ZM151 176H152V178H151ZM220 176V177H219ZM149 179H148V178ZM155 177H157V178H155ZM217 177V178H216ZM219 177V178H218ZM12 178H15L14 180L12 179ZM31 178V179H30ZM34 178V179H35ZM151 178V179H150ZM155 178V179H154ZM3 179V180H2ZM11 180V182L12 183H10V181L7 183V181L5 182L4 180ZM155 180V182H153ZM161 180V179H160ZM3 181V182H2ZM148 183H147V182ZM150 181V182H149ZM152 181V182H151ZM222 181V180H221ZM29 182V183H28ZM157 182V183H156ZM218 182V181H217ZM220 182V181H219ZM218 182V183H219ZM6 183V184H5ZM37 183V184H36ZM220 183H222V182H220ZM9 184H12L11 186H8ZM22 185V184H21ZM33 185V186H32ZM37 185V187H35ZM156 185V186H155ZM165 185V189H164V186ZM44 186H45V188H44ZM150 186V187H149ZM156 187V189H155V187ZM159 186H161V187H159ZM167 186V187H166ZM30 187H34L33 188V190H38L39 192H37V190L36 191H32V190H30ZM61 187V188H60ZM67 187H68V189H67ZM158 187V188H157ZM19 188H20V190H19ZM28 188H29V191H28ZM39 188V189H38ZM64 190H63V189ZM160 188V189H159ZM55 189V190H54ZM70 189V190H69ZM163 189V190H162ZM169 189V190H168ZM197 190V192H196V190ZM53 190H54V192L56 191V193H54L53 192ZM63 190V191H62ZM3 191V192H2ZM46 192H48L47 191V189L45 190ZM162 191H164V192H162ZM14 192V193H15ZM34 192V193H33ZM66 192H64L63 194H65ZM196 192V193H195ZM8 193V192H7ZM38 193V194H37ZM176 193V194H175ZM33 194H34V196H33ZM176 195V197H175V195ZM1 195H2V197H1ZM39 195H40V198H38L39 197ZM45 195H47V196H45ZM4 196H5V198H4ZM13 196H15L14 194H13ZM171 196H173V197H171ZM180 196V197H179ZM181 196L183 197V198H181ZM188 197V199L187 200H184L185 199V197ZM201 196V197H200ZM26 197H29V200H28V198H27V200L25 199ZM191 197V199H189ZM52 198H53V201H55L54 203H53V201H52ZM178 198H180L179 200H178V202H176L177 201V199ZM194 198V200H196V201H194V203H193V199ZM197 198H200V199H197ZM206 198V199H205ZM23 199V200H22ZM25 199V200H24ZM166 199V200H165ZM173 199V200H172ZM175 199V200H174ZM22 200V201H21ZM47 200H49V202L47 201ZM62 200V202H64ZM161 200V201H160ZM163 200H164V203H161V202H163ZM181 200V201H180ZM197 200H202V201H200V202H202L201 203V205L204 207V206H206V207H204V209L205 210H207L206 212H204V209L202 210V208L201 209H199L198 208V210L197 211H195V210H192L191 211V209L193 208V209H195L196 207L195 206H197L200 202H197ZM205 200V201H204ZM26 201H28V202H26ZM30 201H32V202H30ZM47 201V202H46ZM51 201V202H50ZM158 201V202H157ZM167 201V202H166ZM174 201V202H173ZM180 201V202H179ZM188 201V202H187ZM215 201V202H216ZM26 202V203H25ZM67 202V203H66ZM95 202V203H94ZM103 202V203H102ZM106 202H107V204H106ZM117 202V203H116ZM122 202V201H121ZM152 202H153V204H154V207H153V204H152ZM170 202V203H169ZM183 202V203H182ZM192 202V203H191ZM211 202H213V201H211ZM221 202V203H220ZM48 204V205H51V203H53L54 204V206H52V207H50L49 208V206L48 207H46V206H44V204ZM110 203V204H109ZM112 203V204H111ZM156 203V204H155ZM172 203V204H171ZM180 205H179V204ZM181 203H182V205H181ZM184 203H185V205H184ZM191 205H190V204ZM2 204V205H3ZM34 204V203H33ZM101 204H103L104 206H105V208H104V206H102ZM151 204H152V206H151ZM160 204V205H159ZM163 204V208L161 207V205ZM188 204H189V206H194V207H191L190 208V212L192 213V212H194V213H196V214H194V213H192L191 215L190 214H188ZM14 205V204H13ZM108 205H109V207H108ZM112 205H114V206H112ZM118 205H120V206H118ZM166 205V206H165ZM169 205H170V207H169ZM185 206V207H183V208H185V210H183V208H181L182 206ZM217 205V206H216ZM20 206V207H19ZM24 206V207H25ZM56 206H57V204H56ZM63 206V207H64ZM71 207V209H74L75 208V210H71L70 209V207ZM85 206H87V207H85ZM110 206H111V208H110ZM118 206V207H117ZM123 206V207H122ZM133 206V207H132ZM147 206V207H146ZM177 207V206H179V207H177V209H173V207ZM181 206V207H180ZM202 206H200V207H202ZM3 207V208H2ZM74 207V208H73ZM99 207L101 208V209H99ZM108 207V208H107ZM113 207H115L116 209H113ZM121 207V208H120ZM151 207H153L154 208V210L156 209L157 211H159V212H157L156 210L153 212V208H151ZM166 207V208H165ZM175 207V208H176ZM199 207V206H198ZM210 209V210H208V208ZM215 207H217V208H215ZM11 208H12V206H11ZM10 208V209H11ZM42 208V209H41ZM45 208H47L49 211H46V209ZM70 210H69V209ZM78 208V209H77ZM88 208V209H87ZM102 208H103V210H102ZM127 208H129V209H127ZM149 208V209H148ZM172 208V209H171ZM178 208H181L182 209V212H186V210L188 211V212H186L187 213V216H186V213L185 214H183V216L181 217L180 216V213H181V209H179L178 210ZM2 209H4V211L6 210V214H1L2 212ZM50 209H52V210H50ZM67 209V210H66ZM80 209V210H79ZM110 211H109V210ZM120 209H122V211L120 210ZM124 209V210H123ZM127 209V210H126ZM160 209H161V212H160ZM216 209V210H215ZM25 210V211H24ZM77 210V211H76ZM89 210H90V212H89ZM94 210V211H93ZM102 210V211H101ZM105 210V211H104ZM129 210V211H128ZM148 210V211H147ZM149 210H152L151 212H149ZM162 210H164V212L162 211ZM176 212H175V211ZM199 210H201L202 211V213H201V211L200 212H198ZM3 211V212H4ZM18 211V212H17ZM64 211L62 212V214L64 213ZM76 211V212H75ZM81 211H82V213H81ZM84 211V212H83ZM96 211V212H95ZM101 211V213L104 215H99L98 216V213ZM107 211V212H106ZM118 211V212H117ZM125 211H127V213L125 212ZM133 211H134V213H133ZM136 211V212H135ZM168 212V214H167V212ZM169 211H171V213L169 212ZM174 211V212H173ZM180 211V212H179ZM210 211V212H209ZM218 211V212H217ZM8 212H9V214H8ZM47 212V213H46ZM72 212H73V214L74 213H76V214H72ZM88 212H89V215H86L85 216V214L84 213H86V214H88ZM98 212V213H97ZM105 214H104V213ZM112 212H114L113 213V215H112ZM120 212V213H119ZM129 212H130V214H129ZM140 212H142V214L140 213ZM145 214H144V213ZM179 212V213H178ZM189 212V213H190ZM199 214H198V213ZM204 212V213H203ZM212 212H214V213H212ZM216 212V213H215ZM236 212H244V217H245V215L247 216V219H249L248 221H250V220H253L254 222L257 220L258 222H260V224L258 223V222H255V223H257L258 225H261V226H263V229H262V227H260V228H258L257 226L258 225H256L255 223H253L252 221L251 222H249V223H247L248 221H247V219H244L243 220V217L241 216V218H240V216H239V213H238V217H237V213ZM50 213V214H49ZM79 213V214H78ZM94 214V216H95V218H94V216H93V214ZM119 213V214H118ZM138 213V214H137ZM153 213H156V214H153ZM166 213V214H165ZM207 213H209V214H207ZM211 213V214H210ZM234 213H236V214H234ZM45 214H47V215H45ZM60 214V213H59ZM90 214H92V217H90ZM100 214V213H99ZM111 216H110V215ZM125 214V215H124ZM144 214V215H143ZM163 216H162V215ZM175 214H179V215H175ZM182 214V213H181ZM201 214V215H200ZM205 214H206V216H205ZM213 214H214V217H213ZM254 214V213H253ZM5 215V216H4ZM75 215L77 216V218L79 219H77L76 217H75ZM79 215V216H78ZM122 215H124V216H122ZM133 215L135 216V217H133ZM138 215V216H137ZM145 215H146V218H140V217H142V216H144L145 217ZM148 215H150V217L148 216ZM158 215H160V217L161 218H158L159 216ZM172 215V216H171ZM196 217H195V216ZM198 215V216H197ZM205 216V219H204V216ZM207 215L209 216V217H207ZM231 215V217H229ZM237 217V219H234L235 217ZM241 215H242V213H241ZM9 216V217H10ZM28 216V217H27ZM45 216H46V218H45ZM55 216V215H54ZM62 216V215H61ZM97 216H98V218H97ZM106 216H108V217H106ZM151 216H153V217H151ZM154 216H155V218H154ZM158 216V217H157ZM169 216H171L172 217V220H173V222H175L176 221V223H174V224H172V225H170L169 227H162V225L161 224H158V226H156L157 227V229H156V231H154V232H152V233H146V229H144L143 231H141L139 234H137V235H133V232L134 231H136L135 229H138L139 227L141 228V226L143 225L144 226V224L146 223V222H148V220L150 221L151 220V218H154V223L155 224H157V223H159V221L157 222V221H155L156 220V218L158 219V220H160V223H163L164 221H162L161 222V220H162V217H163V220H165V218H167V217H169ZM178 216H180V217H178ZM199 216H200V218H199ZM201 216H203L202 217V219H204L205 220V223H204V225L202 224L203 222H204V220H201ZM216 216H217V219H220V220H216V221H214V223L216 222H218L217 224H214V223H212L213 222V220H214V218H216ZM18 217V218H19ZM73 217H75L76 219H74ZM80 217V218H79ZM82 217V218H81ZM88 217V218H87ZM102 217H106L105 219H107V220H105L104 218H102ZM136 217H138L137 219H136ZM185 217V218H184ZM212 217V218H211ZM220 217V218H219ZM12 218H14V219H12ZM21 218H22V220H21ZM27 218H30L29 220L27 219ZM54 218V217H53ZM56 218V217H55ZM84 218H85V221H82V220H84ZM94 218V219H93ZM97 218V219H96ZM130 218H131V220L132 221H130ZM135 218V219H134ZM178 220H177V219ZM182 218H183V220H185V221H182ZM189 218H191L192 220H190V221H188L189 220ZM194 218H196V219H194ZM207 218V219H206ZM213 219V220H211V222H209L210 220L209 219ZM231 218V219H230ZM239 218V219H238ZM80 219H81V221H80ZM92 219H93V221H92ZM111 219H112V221H111ZM180 219H181V221H180ZM188 219V220H187ZM194 219V220H193ZM228 219V221L226 222L227 224H225L223 221L224 220H227ZM12 220H14V221H12ZM22 221V222H20V221ZM26 220H28L27 222H29V223H27L26 222ZM38 220V221H37ZM78 220V221H77ZM86 220H88V221H86ZM91 220V221H90ZM96 220V221H95ZM110 220V221H109ZM135 220H136V222H135ZM145 220H147V221H145ZM200 220H201V222H200ZM206 220H208L207 222H209L208 224H207V222H206ZM222 220V222L224 223H222V222H220ZM231 220V222H235L234 224H235V228H234V224L233 223H231V222H229ZM241 220V221H240ZM31 222H32V220H30ZM90 221V223L88 224V223H86V222H89ZM101 221V223H99V222ZM117 221V223L116 224H114V222H116ZM198 221H199V224H200V226H201V224L203 225V226H201V228H199L200 226L198 225ZM244 222V225H243V222ZM14 222V223H13ZM16 222V223H15ZM20 222V224H18ZM25 222H26V225H27V227H25V229L26 230H28V231H30V232H32L34 229L37 231L36 233H38V234H34V233H31L30 234V232H28V231H26V232H28V233H26V232H24L23 230H25V229H23L24 228V226H26V225H24L25 224ZM61 222V221H60ZM85 222V223H84ZM95 222H98V223H95ZM140 222V223H139ZM180 222V223H179ZM193 222H195L194 224H193ZM24 223V224H23ZM94 223V224H93ZM144 223V224H143ZM228 223H230V226H229V224ZM241 223V224H240ZM247 223V224H246ZM2 224V225H1ZM16 224H18V225H16ZM28 224H29V226L30 227H28ZM35 225V224H38L37 226L35 225L34 227L33 226H31V225ZM41 224V223H40ZM67 224H68V226H67ZM104 225V227H103V225ZM114 224V225H113ZM154 224V225H155ZM196 224V225H195ZM208 226H206V225ZM210 224H213L212 226L210 225ZM233 226H232V225ZM249 224V225H248ZM253 224V225H252ZM255 224V225H254ZM42 225V224H41ZM41 225H39L40 227H41ZM70 225V226H69ZM90 225V226H89ZM102 225V226H101ZM113 225V227L110 229V228H108V226L110 227V226H112ZM161 225V226H160ZM197 225L199 226V227H197ZM216 225H218L217 227H215ZM222 225H225V226H223V229H224V231H226V232H223V230H221L222 229V227H220V226H222ZM227 225V226H226ZM237 225H242V226H240V230L242 231V233H241V231L238 229L239 227L237 226ZM246 225H248V227L246 226ZM250 225H252V226H250ZM12 226V227H11ZM100 228H99V227ZM115 226V227H114ZM138 226V228H136ZM206 226V227H205ZM210 226V227H209ZM250 226V227H249ZM4 228L5 230H3L2 228ZM12 229H11V228ZM43 227V226H42ZM91 227V228H90ZM96 228V230H94L93 232H94V234L96 235H94L93 234V232L91 233V231H87L88 229H95ZM98 227V228H97ZM105 227H106V229H105ZM195 227H197V228H199V230L197 229V228H195ZM205 227V228H204ZM212 227V228H211ZM218 227H220V229L219 230H217V229H215V228H218ZM227 227H229V228H227ZM242 227H247V228H249V229H247V228H242ZM251 227H256L255 228V230L253 229V228H251ZM13 228L15 229L14 231L17 233H14V231L12 232L11 230H13ZM27 228H31L30 230L29 229H27ZM34 228V229H33ZM85 228V229H84ZM102 228H104V230L105 231H100L99 229H102ZM225 228H227V229H225ZM232 228V229H231ZM236 228H237V230H238V232L240 231V233H241V235H238V234H236L237 233V231H236ZM23 229V230H22ZM40 229V230H39ZM107 229H109V230H107ZM196 229V230H195ZM231 229V230H230ZM234 229V230H233ZM3 230V231H2ZM17 230V231H16ZM38 230L40 231V232H38ZM72 230H73V232H72ZM86 230V232L84 233V231ZM216 230V231H215ZM221 230V231H220ZM245 230V231H244ZM248 230L250 231V230H253V233L255 234V236H259L260 235V237L258 238V237H256L254 240H255V242H259V243H257V245H259L258 247H255V242H253V239L251 240L250 238H252V236H250L249 234H252L251 232H248ZM263 230V231H262ZM9 231V232H8ZM19 231H21V232H19ZM61 231V232H60ZM79 231V232H78ZM227 231H229L228 233H227ZM233 231H236V232H234L233 233ZM247 231V233H248V237H250L249 239H248V237H247V239H246V236H244L243 234H245V235H247L246 233H244V232H246ZM8 232V233H7ZM19 232V233H18ZM43 232H44V230H43ZM49 231H47V232H45V234H47ZM51 232H54V231H50L49 233H51ZM58 232H60V233H58ZM78 232V233H77ZM81 232V233H80ZM82 232H83V234H82ZM223 232V233H222ZM263 232V233H262ZM41 233V234H40ZM66 233V234H65ZM87 233H88V235H87ZM102 233V234H101ZM261 233V234H260ZM68 234V235H67ZM77 234H79V235H77ZM93 234V235H92ZM225 234V235H224ZM227 234V235H226ZM237 236H236V235ZM59 235V236H58ZM61 235V236H60ZM253 235V234H252ZM50 236V235H49ZM55 236V237H54ZM230 236V237H229ZM242 236V237H241ZM52 237H54V238H52ZM238 239H237V238ZM47 238V239H46ZM239 238H240V240H239ZM263 239V241H262V239ZM44 239H45V242H47L46 244H45V242H44ZM50 239H52L51 241H50ZM50 241V244H51V246L50 245H48V241ZM243 240H244V243H243ZM249 240V241H248ZM41 241H43L42 243H40ZM245 241L247 242V243H245ZM251 241V242H250ZM249 242V243H248ZM251 243H253V244H251ZM10 244H11V246H10ZM32 244H34L33 246L34 247H32ZM38 244V245H37ZM4 245H6V247L4 246ZM8 245V246H7ZM12 245H13V248H12ZM16 245V246H15ZM35 245H36V248H35ZM40 245V246H39ZM41 245H46L47 246V249H46V247H43V246H41ZM248 245V246H247ZM250 245V246H249ZM15 246V247H14ZM37 246H38V248H37ZM48 246H50L49 248H48ZM252 246V247H251ZM2 247V248H1ZM4 247H5V251H3V249H4ZM40 247H41V249H40ZM238 247V248H237ZM246 247V248H245ZM248 247V248H247ZM8 248V249H7ZM259 248V249H258ZM7 249V250H6ZM15 249V250H14ZM10 250V251H9ZM36 250H37V252H36ZM40 250H42V251H40ZM261 250V251H260ZM263 250V251H262ZM15 253V255L17 254V257L15 258V256L13 255V252ZM40 251V252H39ZM5 252V253H4ZM9 252H11V254L9 253ZM2 253V254H1ZM4 253V254H3ZM32 253H36V254H32ZM7 254V256H5L4 257V255H6ZM3 255V256H2ZM8 255H10V256H8ZM32 255H34V256H32ZM42 255H44V256H42ZM246 255V256H245ZM248 255V256H247ZM14 256V257H13ZM39 256H41L42 258H40ZM2 257L4 258V259H2ZM10 257H13V259L12 258H10ZM28 257H30V258H28ZM37 257H38V259H37ZM211 257V258H210ZM18 258V259H17ZM33 258V259H32ZM34 258H36L37 259V261L34 259ZM205 260V261H203V259ZM235 258V259H234ZM237 258H238V260H237ZM12 259V260H11ZM30 259H32V260H30ZM240 259V260H239ZM6 260H8V259H6ZM29 260V261H28ZM41 260V261H40ZM251 260V261H250ZM239 261V262H238ZM8 262V261H7ZM6 262V263H7ZM35 262H34V264H35ZM202 262H204V263H202Z\"/></svg>","mask_w":264,"mask_h":264}]
</instances>
